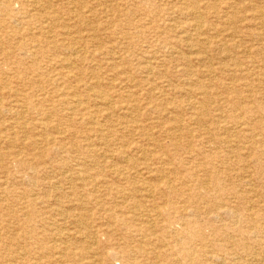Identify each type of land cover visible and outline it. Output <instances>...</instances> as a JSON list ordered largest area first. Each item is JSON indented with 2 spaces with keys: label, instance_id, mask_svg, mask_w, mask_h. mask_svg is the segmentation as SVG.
<instances>
[{
  "label": "rangeland",
  "instance_id": "1",
  "mask_svg": "<svg viewBox=\"0 0 264 264\" xmlns=\"http://www.w3.org/2000/svg\"><path fill=\"white\" fill-rule=\"evenodd\" d=\"M37 1L38 0H30V1L29 0H8V1L0 0V70H1L0 72V94H1L0 95V108H1L0 109V126H1L0 128V164H2V166H0V233H1L0 234V244L2 243L3 245L8 247L6 250H2L0 252V264H32V262L33 264H38V263L39 264H47V263L48 264H78V263L79 264H156V263L157 264H234V263L235 264H242V263L243 264H264V250H263L264 249V189H263L264 188V157H263L264 156V143H263L264 142V109H263L264 108V93H263L264 92V47H263L264 44H262L264 43V38H263L264 37V30H263L264 29V17H263L264 13L262 12L264 11V2H262L263 0H203V1L196 0L197 2L195 0H185L184 2L183 0L182 1L181 0H159V1L158 0H124V1L123 0L122 1L121 0H92V1L90 0H39L38 2ZM232 2L234 3L232 4ZM33 3L34 5H32ZM241 3L243 4L242 6H241ZM250 3H251V6H250ZM24 5H27L30 8H26L27 6H24ZM155 5H156V8H155ZM194 5L196 8L195 7L193 8ZM212 5H214V7L216 6L214 8L216 10L215 12H214V9L211 8ZM36 6L38 7L36 8ZM179 6L182 9H180ZM188 6H190V8ZM202 6L203 7L208 6V7L204 8L203 10ZM197 7L199 8L198 10H200L201 12L197 10ZM227 7H229V10ZM236 7L238 9H235ZM262 7L263 9H260ZM54 9H56L55 12H54ZM207 9H208V12H207ZM223 9L226 11H224ZM255 10H257V12L259 13H257ZM23 12L25 14H23ZM194 12L196 15L194 14ZM203 12L205 14L202 15ZM49 13L50 15H48ZM164 13L166 14L164 15ZM215 13L217 15L219 14L218 16L220 18H218V16ZM221 13H225V14H221ZM33 15L35 16L32 17ZM198 15L200 18L198 17ZM196 17H197V22L195 19ZM232 17L233 18L237 17L235 18L237 21L233 19ZM25 18L27 19L28 22L26 21ZM215 18H218V19L215 20ZM39 19L43 21L40 22ZM77 20L79 21L77 22ZM94 20L96 21V23H93L92 25L96 28H94L91 25L92 22H95ZM199 20L202 22H199ZM233 20L235 23H233ZM252 20L254 21L256 20L257 25H255L256 22L254 21L252 22ZM220 21L224 25L221 26L222 23ZM229 22H232V23L230 24ZM259 22L261 24H258ZM29 23L31 24L29 28H31L32 30H30L27 27L28 25H30ZM66 23H67V26L65 25ZM35 24L37 25L34 28ZM199 24L200 25L202 24V25L199 26ZM228 24H230L231 26L233 25V26L231 27ZM39 25H40V29H39ZM60 25L62 26L60 27ZM70 27L71 28L75 27V28L72 30ZM152 28H153V31H152ZM249 28H251L252 30H250ZM256 28L259 30H257ZM165 29L167 30V32ZM198 29L199 31H197ZM212 29L214 31H212ZM226 29H229V30H226ZM148 30L149 31L151 30V31L149 32ZM191 30L192 31L195 30V31L192 32ZM223 31L225 33H223ZM226 31L229 33H227ZM108 32H110L113 35H111ZM135 32H136V35H135ZM168 33L170 34V37L168 36L169 35ZM230 33H233L235 36L230 35ZM11 34L15 38L11 37ZM43 34H45L46 37ZM153 34H155L156 36ZM201 34L204 36H202ZM206 34H208L209 36H207ZM152 35L154 37H151ZM171 35L172 36L174 35L173 36L174 38H172ZM188 35H190V37ZM253 35H255V38ZM24 36H27V37H24ZM34 36L36 37V39ZM138 36H140L141 38H139ZM226 36H228V38ZM261 36L263 37L261 38ZM84 37H87V39ZM110 37H113V38H110ZM256 37L257 38L259 37V40L261 41L259 42V40H257ZM108 38H109V41H108ZM154 38L157 40H155ZM245 38L246 40H244ZM172 39H175V40H172ZM165 40L169 45H167ZM224 40L226 42L228 41L229 42L226 43ZM26 41L28 42V44ZM70 41L72 42L73 45H76L75 48L73 45H71ZM75 41L77 43H75ZM91 41L94 44L91 43ZM254 41L258 42L259 44L258 43L256 44ZM105 42H106V46L104 45ZM64 43L66 44V46ZM68 43H70L69 44L70 46H68ZM141 43H143L144 45L146 44L147 45L144 46ZM205 43H208V44H205ZM60 44L61 45L63 44V46L61 47ZM247 44H248V47H247ZM79 45L81 46V48ZM223 45L224 47L220 48ZM230 45L231 46L233 45L234 47L232 46L233 47L232 48ZM50 46L52 47V49H50L51 48ZM242 46L243 47L245 46L246 47L245 49H247L248 51L245 50L246 51L245 52ZM59 47L61 48V50L59 49ZM161 47H162V50L160 49ZM47 48L49 49L47 50ZM120 48L123 51L120 50ZM75 49L78 50L79 53L75 51ZM186 49L188 50L192 49V52L189 51L188 53V50L186 51ZM222 49L224 50V52H222L223 51ZM232 49L233 51H231ZM234 49H235V52H234ZM16 50H18L19 54ZM19 50H21V52L23 51L24 52L21 53ZM52 50H53V53H51ZM90 50H92L93 52H91ZM179 50L180 52L178 53ZM99 51L102 52V54ZM260 51H262L263 54L260 53ZM194 52L195 53L197 52V53L195 54ZM238 52H240V54ZM150 53H151V56H149ZM164 53L166 55H163ZM70 54L72 55V57ZM217 54L221 56L218 57ZM30 55L31 57H28ZM79 55H80V58H78ZM118 55L121 60L118 58ZM201 55H203V57ZM215 55L217 56L216 59L218 58L217 60L214 58ZM225 55L228 61L224 59ZM258 55L259 57H257ZM132 56L136 59H134ZM127 57H129L130 60L129 58L127 59ZM180 57H181V60L183 59L182 61H180L179 59ZM205 57L208 58L209 60L207 59L208 61H206ZM22 59H25V61ZM199 59L201 62L199 61ZM233 59L236 62H233ZM113 60L115 61L113 62ZM138 60L141 61L142 63L139 62ZM230 60L232 61V63H230L231 65H229L228 63V62H231ZM174 61L176 64L174 63ZM169 62L173 63L174 66L173 64ZM222 62H224L223 63L224 65L222 64ZM13 63L15 64L13 65ZM57 63L58 64L60 63V64L58 65ZM180 63L183 65H181ZM218 63L221 64V66L220 65L218 66ZM239 63H243L242 66H239L238 65ZM65 64L66 65L68 64L66 66L67 68L63 67ZM157 65H158V68H160L159 71L158 69H156ZM184 65L188 69H186ZM198 65H200V67ZM202 65H204L205 68ZM164 66L166 68H164ZM32 68L33 70H31ZM169 68L172 69V71ZM48 69L50 70L48 71ZM164 69H167L168 71L166 70V73L162 74L163 72H165ZM198 69L200 71H198ZM239 69H241V72ZM61 70H63L64 72ZM186 70H187L186 74L188 77L185 75V73H184V76L181 74L182 71L185 72ZM18 71L20 75L18 74ZM33 71L35 73H33ZM132 71L134 72V74ZM246 71L248 73H245ZM171 72L173 73L171 74ZM188 72H190V74ZM208 72H213V73H208ZM231 72H233V74ZM86 73H88L91 76V78ZM228 73H230L231 76L226 75ZM160 74H162L163 76ZM192 74L193 75L195 74V75L193 76ZM201 74H204V75H201ZM36 75L39 77H37ZM155 75H158V76H155ZM106 76L108 77L106 78ZM154 76L158 79V81L157 79H155ZM201 76H203V78L206 76L204 78L205 80ZM72 77L74 79V83H73V79H71ZM158 77L162 79H159ZM164 77H166L167 79L166 78L164 79ZM140 78L143 79V81ZM240 78L242 79L240 80ZM249 78H251L252 80ZM90 79L92 80L91 82H90ZM183 79H185L184 82H183ZM49 80L50 82L48 83ZM65 80L68 83H66ZM159 80L160 81L163 80L164 82L163 81L160 82ZM41 81L45 83H40ZM189 81L190 83L191 82L192 83L190 84ZM19 82L21 83V85ZM61 82L63 85L60 84ZM172 83H173V86H172ZM194 83L196 87L194 86ZM143 84H146V85H143ZM56 85H58L59 87ZM64 85L67 86V88L65 86L66 89L64 88ZM130 85H131V88H129ZM153 85H154V88H153ZM239 85L241 88L239 87ZM78 86L80 88L82 87L81 88L82 90L81 89L79 90ZM174 86H178V88ZM105 87H107L108 89ZM146 88L148 89L146 90ZM37 89L40 92H38ZM223 89L224 91H221ZM62 90H64V92ZM214 90L217 93L212 92ZM53 91L57 93L56 94L57 96L55 95V93H53ZM119 91L121 93L123 92L122 95ZM36 92L38 93L36 94ZM75 92H77V94H75ZM89 94L90 96L94 95V97L92 96L93 99L92 97L90 99ZM87 95L89 97H87ZM104 95H107L108 99L106 97H103ZM218 95L220 96L218 97ZM255 95L256 97H254ZM153 96H155L156 98L154 97L153 99ZM164 96L166 99L162 98ZM167 96H169L170 98L172 97V99L168 98ZM5 97H6V100H5ZM232 97L237 98V101L236 99H232ZM83 98L85 101L83 100ZM245 98L247 100H245ZM256 98H257V102H256ZM129 99L132 101H130ZM158 99H162V100L159 101ZM219 99L222 101H220ZM42 100L43 102L41 103ZM165 100H167V102ZM215 100L218 103H216ZM231 100L235 104L234 103L231 104L230 103ZM239 100L242 102H240ZM33 101L35 102V104L36 103L37 104L35 105ZM153 101H155V103ZM178 101L180 104L178 103ZM206 101L211 107H207V109L209 108L208 112H205L207 116L200 115V117L202 118V121L205 124L203 127H200L199 125H196V117L198 118L197 112L199 110V107L202 106ZM54 102L55 104L58 102L57 104L59 105L61 104V105L60 106L57 105V108H56ZM64 102H66L65 105H64ZM77 102H80V104L78 105ZM192 102L195 103V104L193 103V105L197 107V110L194 109L192 105L190 107V104H192ZM245 102H247L248 104ZM215 103L217 105H215ZM110 104H112L113 107L112 105L110 106ZM174 105L176 106V108L170 109L171 107H175ZM7 106L8 108H5ZM244 106H247L250 108L251 106L254 107L253 108L254 110H252L250 115H246L244 109H242V107ZM72 107H74V109ZM228 107L229 109H227ZM260 108L261 110H259ZM82 109H84V111ZM154 109H156V111ZM231 109L233 111H231ZM20 110L22 112L21 114L19 113ZM43 110H45V112ZM164 111L166 112V114ZM43 112L45 113V115L43 114ZM61 112H62V115H61ZM232 112L233 113L235 112L233 114L234 118H231V116H233ZM49 113H50V116H49ZM103 114H107V115H103ZM43 115L45 116L46 119L44 117H41ZM72 115L74 116V118ZM145 115L147 117L143 118V116ZM128 116H131L132 118ZM107 117H109L110 119L111 118L113 119L109 120V118ZM76 118H77V121H76ZM120 118L121 120H118ZM133 118L135 119V121ZM137 120H139L138 123L136 122ZM177 120L181 122L180 123L181 127H179L181 128V131L177 132L178 133L177 137H179L178 139L181 141L180 144L183 147H178L174 150H171L168 156L166 154H161L159 150L157 149V147H159L160 145L164 146V144H165V147H168L171 144L172 138L168 135V133L166 132L167 131L166 129H167V126L169 125L170 127H172L173 124H175L173 122H177ZM262 120H263V123H262ZM214 121L216 122L219 121L217 123L218 128L217 126L214 125ZM220 121L222 123H220ZM21 122L22 124H20ZM76 123H79L77 124V126L80 125L81 128L80 126L79 127L75 126ZM98 123L101 125H99ZM14 124H17V125H14ZM111 124H113L114 126ZM119 124H121L123 127L119 128V126H121ZM135 125H137L138 127H135ZM236 125H237V128H236ZM66 126H68L69 128ZM116 126L118 129L116 128ZM148 126L150 127L147 128ZM154 126H157V127L155 128ZM212 126H213L212 128L213 130L211 129ZM114 127L116 128L117 131L114 130ZM223 127L224 128L226 127V128L224 129ZM227 127L229 128V130ZM54 128L55 130H53ZM59 128L62 132L59 130ZM123 128H125V130H122L123 131L122 132L121 129ZM127 128L128 129L130 128V130H133L134 132L129 131ZM139 130H140V133L138 132ZM97 131L99 132V135ZM126 131L127 132L129 131V132L127 133ZM30 132H32V134ZM117 132H119V134L121 133L120 134L121 136ZM73 133L75 135H73ZM7 134H10V135H7ZM156 134L159 136H157ZM161 135H163L164 138L161 137ZM40 136L43 139H47V141L45 142ZM59 136L61 137V139ZM104 136L108 138H106V140H102ZM228 136H230V138H228ZM8 137L9 138L11 137L10 140L8 139ZM84 137L87 140L84 139ZM215 139H217V141ZM220 139L224 141L222 142ZM50 140L52 141L50 142ZM112 142L114 143L113 146L111 145ZM120 142L123 144H121ZM130 142H131L130 146H132V149H129L128 151H126L128 149ZM217 142L220 144H217ZM224 142L225 144L223 145ZM216 144L218 146H216ZM232 144H234L235 146ZM105 145L107 147H105ZM121 145L124 146L125 148L122 147ZM229 145H232V146H230L229 148ZM137 146L139 148H137ZM184 146H187V147L185 148ZM234 147H236V149ZM133 148H135V150ZM136 149L138 150L137 151L138 154L136 153ZM130 150L131 152H129ZM143 151H144V155L142 153ZM121 152L125 153L124 157L122 158L121 156H119ZM131 153L132 154L134 153V154L132 155ZM158 153L161 155H158ZM251 153L252 155H250ZM51 154L52 156H50ZM223 154L225 156H223ZM221 155L223 157H221ZM158 156L162 159L160 160L161 162L157 159H154L155 157H158ZM171 156H173V158ZM216 156L218 159L216 158ZM255 158L256 159L260 158L259 160L257 159L259 163L257 162L255 163ZM18 160H20V162ZM230 162L236 163L237 166L235 164L233 166V164H231ZM229 163H230V166H229ZM230 168L232 170H230ZM152 169H155V170H152ZM232 171H234L235 173ZM148 172H149V175H147ZM143 173L145 174L143 175ZM212 175L215 177H213ZM234 175H237V177ZM229 176L230 178L232 177V179H230ZM247 176H249L250 178ZM233 178L236 180H234ZM65 181L67 183H65ZM93 181H96V183H93ZM165 186L166 187L168 186V187L166 188ZM193 187H196V188H193ZM56 188H59V189H56ZM237 189H238V193H237ZM160 191H161V194H159ZM244 191L246 192L245 195H244ZM165 192L167 194H165ZM238 198H240V200ZM18 199L20 200L18 201ZM45 199H46V202H44ZM172 199L177 202V206H179L182 211L178 213L179 211L177 210H173V211L171 210V213L174 214L173 217L175 218V220L172 219L174 222L172 223L170 228H168V230L170 231L168 235L165 232H160V231L161 229L167 228V226L169 225V221H167V219H164L161 215L158 216L155 210H156V206L157 207L159 206L158 208H161V209H164V207L165 209H169V204L167 203V200H172ZM11 201H13V203ZM225 201H227V203ZM148 205L150 206L148 207ZM170 206L172 207L171 204ZM32 208H34L35 210ZM123 208H128L130 210L128 209L123 210ZM28 209L29 211H27ZM133 213L134 214L136 213L137 215L136 214L135 215L137 217H134ZM125 217L128 219L127 225H124L123 223V219ZM147 222L151 223L149 225L153 224L152 230L157 231L155 240L154 239L153 241L150 240V243L146 242V239L144 236L143 228L148 224ZM128 226L130 227L129 229H128ZM24 234L25 235L27 234V236L25 237ZM204 236L205 237L207 236V237L204 238ZM187 237L188 238L190 237V238L187 239ZM62 238L63 240H61ZM138 245H143L145 247L146 249L145 254L138 255L137 253L134 254L130 252V254L127 255L124 251L125 257L123 256L122 254L123 248H125L126 250L132 251V250H135ZM10 249L12 252L10 251ZM211 251L213 252V254ZM78 252L79 254H77ZM226 257L227 258L229 257V258L227 259ZM87 259H89V261ZM130 259H131V262H130ZM11 261H13V263Z\"/></svg>",
  "mask_w": 264,
  "mask_h": 264
},
{
  "label": "bare ground",
  "instance_id": "2",
  "mask_svg": "<svg viewBox=\"0 0 264 264\" xmlns=\"http://www.w3.org/2000/svg\"><path fill=\"white\" fill-rule=\"evenodd\" d=\"M7 1H8V0H7ZM29 1H30V0H29ZM38 1H39V0H38ZM38 1H37V2H38ZM90 1H92V0H90ZM121 1H122V0H121ZM123 1H124V0H123ZM158 1H159V0H158ZM181 1H182V0H181ZM184 1H185V0H183V2H184ZM195 1H196V0H195ZM200 1H201V0H200ZM202 1H203V0H202ZM74 2H75V1H74ZM163 2H164V1H163ZM196 2H197V1H196ZM227 2H229V1H227ZM250 2H251V1H250ZM262 2H264V0H263ZM7 3H8V2H7ZM41 3H42V2H41ZM81 3H83V2H81ZM122 3H123V2H122ZM188 3H189V1H188ZM191 3H192V2H191ZM233 3H234V2H232V4H233ZM242 3H244V2H242ZM242 3H241V6L243 5ZM248 3H249V2H248ZM15 4H16V3H15ZM24 4H25V2H24ZM47 4H48V3H47ZM71 4H73V3H71ZM84 4H85V2H84ZM126 4H127V3H126ZM157 4H158V3H157ZM181 4H182V3H181ZM196 4H197V3H196ZM216 4H217V3H216ZM32 5H34V3H33ZM39 5H40V4H39ZM82 5H83V4H82ZM112 5H113V4H112ZM122 5H123V4H122ZM173 5H174V4H173ZM176 5H177V4H176ZM190 5H191V4H190ZM237 5H238V4H237ZM255 5H256V4H255ZM259 5H260V4H259ZM24 6H27V5H24ZM30 6H31V5H30ZM49 6H50V5H49ZM53 6H54V5H53ZM125 6H126V5H125ZM182 6H183V5H182ZM186 6H187V4H186ZM196 6H198V5H196ZM228 6H229V5H228ZM231 6H232V5H231ZM231 6H230V8H231ZM235 6H236V5H235ZM235 6H234V7H235ZM239 6H240V5H239ZM250 6H251V3H250ZM261 6H263V5H261ZM34 7H35V6H34ZM37 7H38V6H36V8H37ZM85 7H86V6H85ZM106 7H107V6H106ZM112 7H113V6H112ZM120 7H121V6H120ZM152 7H153V6H152ZM157 7H158V6H157ZM167 7H168V5H167ZM169 7H170V6H169ZM171 7H172V6H171ZM179 7H180V6H179ZM188 7L190 8V6H188ZM188 7H187V9H188ZM194 7H195V5L193 6V8H194ZM207 7H208V6H207ZM207 7H203V6H202L203 10H204V8H207ZM215 7H216V6H215ZM215 7H214V5H212L211 8L214 9ZM225 7H226V6H225ZM247 7H249V6H247ZM247 7H246V8H247ZM253 7H255V6H253ZM259 7H260V6H259ZM26 8H30V7L27 6ZM45 8H47V7H45ZM49 8H50V7H49ZM53 8H55V7H53ZM155 8H156V5H155ZM174 8H176V7H174ZM177 8H178V7H177ZM191 8H192V7H191ZM195 8H196V7H195ZM227 8H228V10H229V7H227ZM232 8H233V7H232ZM241 8H242V7H241ZM243 8H244V7H243ZM257 8H258V7H257ZM97 9H98V8H97ZM108 9H109V7H108ZM152 9H153V8H152ZM180 9H182V8L180 7ZM180 9H179V10H180ZM198 9H199V8L197 7V10H198ZM209 9H210V7H209ZM217 9H218V8H217ZM235 9H238V8L236 7ZM235 9H234V10H235ZM248 9H249V8H248ZM248 9H247V10H248ZM255 9H256V8H255ZM258 9H259V8H258ZM260 9H263V7L260 8ZM40 10H42V9H40ZM47 10H48V9H47ZM73 10H74V9H73ZM85 10H86V9H85ZM169 10H170V9H169ZM171 10H172V9H171ZM193 10H194V9H193ZM195 10H196V9H195ZM197 10H196V11H197ZM220 10H221V9H220ZM223 10H224V9H223ZM228 10H227V11H228ZM234 10H233V11H234ZM23 11H24V10H23ZM45 11H46V10H45ZM55 11H56V9H54V12H55ZM104 11H105V10H104ZM158 11H159V10H158ZM198 11L201 12L200 10H198ZM210 11H211V10H210ZM215 11H216V10L214 9V12H215ZM221 11H222V10H221ZM224 11H226V10H224ZM243 11H244V10H243ZM249 11H250V10H249ZM249 11H248V12H249ZM255 11L257 12V10H255ZM259 11H260V10H259ZM172 12H173V11H172ZM187 12H188V11H187ZM207 12H208V9H207ZM214 12H213V13H214ZM231 12H232V11H231ZM231 12H230V13H231ZM245 12H246V10H245ZM251 12H252V11H251ZM262 12L264 13V11H262ZM262 12H261V13H262ZM43 13H44V12H43ZM52 13H53V12H52ZM59 13H60V12H59ZM87 13H88V12H87ZM114 13H116V12H114ZM177 13H178V12H177ZM196 13H197V12H196ZM218 13H219V12H218ZM257 13H259V12H257ZM8 14H9V13H8ZM21 14H22V13H21ZM23 14H25V13L23 12ZM35 14H36V13H35ZM39 14H40V13H39ZM109 14H110V12H109ZM128 14H130V13H128ZM156 14H157V13H156ZM156 14H155V15H156ZM165 14H166V13H164V15H165ZM194 14H195V12H194ZM203 14H205V13L203 12L202 15H203ZM209 14H210V13H209ZM215 14H216V13H215ZM221 14H225V13H221ZM226 14H227V13H226ZM27 15H28V14H27ZM27 15H26V16H27ZM48 15H50V13H49ZM51 15H52V14H51ZM141 15H142V14H141ZM149 15H150V14H149ZM162 15H163V14H162ZM178 15H179V14H178ZM184 15H185V14H184ZM190 15H191V14H190ZM192 15H193V14H192ZM195 15H196V14H195ZM199 15H200V14H199ZM199 15H198V17H199ZM216 15H217V14H216ZM218 15H219V14H218ZM218 15H217V16H218ZM251 15H253V14H251ZM254 15H255V14H254ZM260 15H261V14H260ZM19 16H20V15H19ZM34 16H35V15H33L32 17H34ZM78 16H79V15H78ZM91 16H93V15H91ZM168 16H169V15H168ZM176 16H177V15H176ZM220 16H221V15H220ZM257 16H258V14H257ZM5 17H6V16H5ZM43 17H44V16H43ZM126 17H127V16H126ZM162 17H163V16H162ZM202 17H203V16H202ZM228 17H229V16H228ZM251 17H252V16H251ZM255 17H256V16H255ZM263 17H264V16H263ZM9 18H10V17H9ZM36 18H37V17H36ZM40 18H41V17H40ZM86 18H87V17H86ZM116 18H117V16H116ZM147 18H148V16H147ZM166 18H167V17H166ZM166 18H165V19H166ZM175 18H177V17H175ZM183 18H184V17H183ZM199 18H200V17H199ZM204 18H206V17H204ZM218 18H220V17L218 16ZM218 18H215V20L218 19ZM226 18H227V17H226ZM232 18H233V17H232ZM235 18H237V17H235ZM235 18H233V19H235ZM253 18H254V16H253ZM21 19H22V18H21ZM23 19H24V18H23ZM25 19H26V18H25ZM49 19H50V18H49ZM54 19H56V18H54ZM78 19H79V17H78ZM81 19H82V18H81ZM84 19H85V18H84ZM184 19H185V18H184ZM195 19H196V22H197V17H196ZM221 19H222V18H221ZM223 19H224V18H223ZM229 19H230V18H229ZM250 19H251V18H250ZM256 19H257V18H256ZM259 19H260V17H259ZM39 20H40V19H39ZM92 20H93V19H92ZM130 20H131V19H130ZM166 20H167V19H166ZM168 20H169V19H168ZM192 20H193V19H192ZM235 20H236V19H235ZM12 21H13V20H12ZM26 21H27V19H26ZM33 21H34V20H33ZM42 21H43V20H42ZM42 21L40 20V22H42ZM44 21H45V20H44ZM53 21H55V20H53ZM78 21H79V20H77V22H78ZM88 21H89V20H88ZM94 21H95V20H94ZM122 21H123V20H122ZM157 21H158V20H157ZM162 21H163V20H162ZM177 21H178V19H177ZM206 21H207V20H206ZM217 21H218V20H217ZM224 21H225V20H224ZM228 21H229V20H228ZM236 21H237V20H236ZM250 21H251V20H250ZM253 21H254V20H252V22H253ZM9 22H10V21H9ZM13 22H14V21H13ZM16 22H17V21H16ZM27 22H28V21H27ZM84 22H85V21H84ZM166 22H167V21H166ZM174 22H176V21H174ZM180 22H181V21H180ZM185 22H186V21H185ZM192 22H194V21H192ZM199 22H202V21L199 20ZM199 22H198V23H199ZM220 22H221V21H220ZM254 22H256V20H255ZM262 22H263V21H262ZM35 23H36V22H35ZM93 23H96V21H95V22H92L91 25H92ZM101 23H103V22H101ZM127 23H128V22H127ZM131 23H132V21H131ZM135 23H136V22H135ZM157 23H158V22H157ZM183 23H184V22H183ZM221 23H222V22H221ZM229 23L231 24L232 22H229ZM233 23H235L234 20H233ZM26 24H27V23H26ZM29 24H30V23H29ZM33 24H34V23H33ZM39 24H40V23H39ZM41 24H42V23H41ZM43 24H44V22H43ZM143 24H144V23H143ZM175 24H176V23H175ZM202 24H203V23H202ZM202 24H201V25H202ZM217 24H218V23H217ZM219 24H220V23H219ZM230 24H228V25L231 26ZM254 24H255V23H254ZM258 24H261V23L259 22ZM3 25H4V24H3ZM13 25H14V24H13ZM36 25H37V24H35L34 28L36 27ZM49 25H50V24H49ZM49 25H48V27H49ZM65 25L67 26V23H66ZM74 25H75V23H74ZM81 25H82V24H81ZM81 25H79V26H81ZM88 25H89V24H88ZM88 25H87V26H88ZM98 25H99V24H98ZM144 25H145V24H144ZM165 25H166V24H165ZM178 25H180V24H178ZM178 25H177V26H178ZM201 25L199 24V26H201ZM203 25H204V24H203ZM222 25H224V24L222 23L221 26H222ZM252 25H253V24H252ZM255 25H257V22H256ZM8 26H9V24H8ZM29 26H31V24L28 25L27 27L29 28ZM61 26H62V25H60V27H61ZM71 26H72V25H71ZM92 26H93V25H92ZM139 26H141V25H139ZM155 26H156V25H155ZM161 26H162V25H161ZM168 26H169V24H168ZM170 26H171V25H170ZM232 26H233V25H232ZM232 26H231V27H232ZM235 26H236V25H235ZM10 27H11V26H10ZM41 27H43V26H41ZM46 27H47V26H46ZM46 27H45V28H46ZM58 27H59V25H58ZM84 27H85V25H84ZM84 27H82V28H84ZM88 27H89V26H88ZM93 27H94V26H93ZM105 27H106V26H105ZM137 27H138V26H137ZM162 27H163V26H162ZM165 27H166V26H165ZM165 27H164V28H165ZM171 27H172V26H171ZM173 27H174V26H173ZM178 27H179V26H178ZM187 27H188V26H187ZM216 27H218V26H216ZM255 27H256V26H255ZM6 28H7V27H6ZM45 28H44V29H45ZM70 28H71V27H70ZM74 28H75V27H74ZM74 28H71V29L73 30ZM89 28H90V27H89ZM94 28H96V27H94ZM122 28H123V27H122ZM135 28H136V27H135ZM154 28H155V27H154ZM157 28H158V26H157ZM164 28H163V29H164ZM175 28H176V27H175ZM193 28H194V27H193ZM199 28H200V27H199ZM206 28H207V27H206ZM208 28H210V27H208ZM224 28H226V27H224ZM228 28H229V27H228ZM259 28H260V27H259ZM262 28H263V27H262ZM3 29H4V27H3ZM9 29H11V28H9ZM19 29H20V28H19ZM29 29L32 30L31 28H29ZM37 29H38V28H37ZM39 29H40V25H39ZM42 29H43V28H42ZM46 29H47V28H46ZM80 29H81V27H80ZM87 29H88V28H87ZM91 29H92V28H91ZM102 29H103V28H102ZM106 29H107V28H106ZM155 29H156V28H155ZM160 29H161V28H160ZM172 29H173V28H172ZM188 29H189V28H188ZM188 29H187V30H188ZM194 29H195V28H194ZM201 29H202V27H201ZM230 29H232V28H230ZM233 29H234V28H233ZM237 29H238V28H237ZM239 29H240V28H239ZM249 29L252 30L251 28H249ZM254 29H255V28H254ZM254 29H253V30H254ZM256 29H257V28H256ZM260 29H261V28H260ZM7 30H8V29H7ZM21 30H22V28H21ZM35 30H36V29H35ZM51 30H52V29H51ZM82 30H83V29H82ZM82 30H80V31H82ZM100 30H101V29H100ZM165 30H166V29H165ZM165 30H164V31H165ZM182 30H183V29H182ZM207 30H208V29H207ZM209 30H210V29H209ZM222 30H223V29H222ZM224 30H225V29H224ZM226 30H229V29H226ZM235 30H236V29H235ZM257 30H259V29H257ZM263 30H264V29H263ZM263 30H262V31H263ZM19 31H20V30H19ZM33 31H34V30H33ZM48 31H50V30H48ZM76 31H77V29H76ZM115 31H116V30H115ZM143 31H144V30H143ZM148 31H149V30H148ZM148 31H147V32H148ZM150 31H151V30H150ZM150 31H149V32H150ZM152 31H153V28H152ZM191 31H192V30H191ZM191 31H190V32H191ZM194 31H195V30H193L192 32H194ZM197 31H199V29H198ZM204 31H205V30H204ZM210 31H211V30H210ZM212 31H214V30L212 29ZM215 31H216V30H215ZM219 31H220V30H219ZM245 31H246V30H245ZM245 31H244V32H245ZM30 32H31V31H30ZM91 32H92V31H91ZM94 32H96V31H94ZM100 32H101V31H100ZM100 32H99V33H100ZM102 32H103V31H102ZM156 32H157V31H156ZM162 32H163V31H162ZM166 32H167V30H166ZM166 32H165V33H166ZM174 32H175V31H174ZM190 32H189V33H190ZM226 32H227V31H226ZM232 32H233V31H232ZM246 32H247V31H246ZM20 33H21V32H20ZM42 33H43V32H42ZM75 33H76V32H75ZM92 33H93V32H92ZM108 33H110V32H108ZM152 33H153V32H152ZM179 33H180V32H179ZM179 33H177V34H179ZM189 33H188V34H189ZM196 33H198V32H196ZM207 33H208V32H207ZM214 33H216V32H214ZM223 33H225V32L223 31ZM227 33H229V32H227ZM247 33H248V32H247ZM260 33H261V32H260ZM260 33H258V34H260ZM16 34H17V33H16ZM25 34H26V33H25ZM25 34H24V35H25ZM27 34H28V33H27ZM66 34H67V33H66ZM71 34H72V33H71ZM73 34H74V33H73ZM83 34H84V33H83ZM85 34H87V33H85ZM110 34H111V33H110ZM156 34H157V33H156ZM162 34H163V33H162ZM168 34H169V33H168ZM183 34H184V33H183ZM239 34H240V33H239ZM245 34H246V33H245ZM28 35H29V34H28ZM31 35H32V34H31ZM43 35L45 36V34H43ZM50 35H51V34H50ZM94 35H95V34H94ZM111 35H113V34H111ZM135 35H136V32H135ZM153 35H155V34H153ZM153 35H152L151 37H154ZM180 35H181V34H180ZM201 35H202V34H201ZM206 35L209 36L208 34H206ZM214 35H215V34H214ZM217 35H218V34H217ZM230 35H234V34H233V33H230ZM230 35H229V36H230ZM261 35H263V34H261ZM29 36H30V35H29ZM81 36H82V34H81ZM85 36H86V35H85ZM102 36H103V35H102ZM117 36H118V35H117ZM155 36H156V35H155ZM166 36H167V34H166ZM168 36L170 37V34H169ZM171 36H172V35H171ZM173 36H174V35H173ZM173 36H172V38H174ZM182 36H183V35H182ZM188 36L190 37V35H188ZM191 36H192V34H191ZM202 36H204V35H202ZM221 36H222V35H221ZM234 36H235V35H234ZM253 36H254V38H255V35H253ZM11 37H14V36H12V34H11ZM17 37H18V36H17ZM24 37H27V36H24ZM34 37H35V36H34ZM45 37H46V36H45ZM68 37H69V36H68ZM95 37H96V36H95ZM115 37H116V36H115ZM138 37L141 38L140 36H138ZM145 37H146V36H145ZM158 37H159V36H158ZM195 37H196V36H195ZM197 37H198V36H197ZM215 37H217V36H215ZM219 37H220V36H219ZM222 37H223V36H222ZM226 37L228 38V36H226ZM231 37H232V36H231ZM241 37H242V36H241ZM259 37H260V36H259ZM259 37H258V38L256 37L257 40H259ZM262 37H263V36H261V38H262ZM14 38H15V37H14ZM71 38H72V37H71ZM76 38H77V37H76ZM76 38H75V39H76ZM84 38L87 39V37H84ZM91 38H92V37H91ZM101 38H102V37H101ZM105 38H106V36H105ZM110 38H113V37H110ZM148 38H149V37H148ZM161 38H162V37H161ZM182 38H183V37H182ZM186 38H188V37H186ZM199 38H200V37H199ZM238 38H239V37H238ZM263 38H264V37H263ZM35 39H36V37H35ZM44 39H45V38H44ZM47 39H48V37H47ZM50 39H51V38H50ZM50 39H49V40H50ZM72 39H73V38H72ZM81 39H82V38H81ZM88 39H89V38H88ZM93 39H94V38H93ZM93 39H92V40H93ZM102 39H103V38H102ZM102 39H101V40H102ZM143 39H144V38H143ZM154 39H155V38H154ZM168 39H169V38H168ZM180 39H181V38H180ZM192 39H193V38H192ZM205 39H207V38H205ZM205 39H204V40H205ZM216 39H217V38H216ZM224 39H225V38H224ZM229 39H230V38H229ZM241 39H242V38H241ZM26 40H27V39H26ZM69 40H70V39H69ZM77 40H79V39H77ZM90 40H91V39H90ZM152 40H153V38H152ZM152 40H151V41H152ZM155 40H157V39H155ZM163 40H164V39H163ZM172 40H175V39H172ZM193 40H194V39H193ZM234 40H235V39H234ZM244 40H246V38H245ZM247 40H248V39H247ZM254 40H255V39H254ZM22 41H23V39H22ZM105 41H106V40H105ZM108 41H109V38H108ZM145 41H146V40H145ZM145 41H144V42H145ZM158 41H159V40H158ZM183 41H184V40H183ZM186 41H187V40H186ZM195 41H196V40H195ZM202 41H203V40H202ZM224 41H225V40H224ZM224 41H223V42H224ZM249 41H251V40H249ZM255 41H256V40H255ZM255 41H254V42H255ZM260 41H261V40H259V42H260ZM26 42H27V41H26ZM29 42H30V41H29ZM33 42H35V41H33ZM40 42H41V41H40ZM59 42H60V41H59ZM63 42H64V41H63ZM70 42H71V41H70ZM87 42H88V41H87ZM96 42H97V41H96ZM115 42H116V41H115ZM139 42H140V41H139ZM160 42H161V41H160ZM165 42H166V40H165ZM184 42H185V41H184ZM200 42H201V41H200ZM205 42H206V41H205ZM225 42H226V41H225ZM228 42H229V41H228ZM228 42H226V43H228ZM231 42H232V40H231ZM236 42H237V41H236ZM241 42H242V41H241ZM48 43H49V42H48ZM51 43H52V42H51ZM73 43H74V42H73ZM75 43H77V42L75 41ZM75 43H74V44H75ZM91 43H93V42L91 41ZM98 43H99V42H98ZM113 43H114V42H113ZM135 43H136V42H135ZM152 43H153V42H152ZM152 43H150V44H152ZM155 43H156V42H155ZM162 43H163V41H162ZM166 43H167V42H166ZM182 43H183V42H182ZM185 43H186V42H185ZM193 43H194V42H193ZM196 43H197V42H196ZM196 43H195V44H196ZM198 43H199V42H198ZM239 43H240V42H239ZM244 43H245V41H244ZM246 43H247V42H246ZM255 43L257 44L258 42H255ZM12 44H13V43H12ZM27 44H28V42H27ZM41 44H43V43H41ZM64 44H65V43H64ZM69 44H70V43H68V46H70ZM79 44H81V43H79ZM93 44H94V43H93ZM100 44H101V43H100ZM109 44H110V43H109ZM111 44H112V43H111ZM138 44H139V43H138ZM138 44H137V45H138ZM141 44L144 45L143 43H141ZM141 44H140V45H141ZM153 44H154V43H153ZM159 44H160V43H159ZM177 44H179V43H177ZM186 44H187V43H186ZM205 44H208V43H205ZM223 44H224V43H223ZM230 44H231V43H230ZM258 44H259V43H258ZM260 44H261V43H260ZM262 44H264V43H262ZM22 45H23V44H22ZM29 45H30V44H29ZM33 45H34V44H33ZM47 45H48V44H47ZM47 45H46V46H47ZM71 45H73L72 42H71ZM104 45L106 46V42H105ZM146 45H147V44H146ZM146 45H144V46H146ZM167 45H169V44L167 43ZM182 45H183V44H182ZM214 45H215V44H214ZM219 45H220V44H219ZM228 45H229V44H228ZM241 45H242V44H241ZM241 45H239V46H241ZM243 45H245V44H243ZM250 45H251V44H250ZM41 46H42V45H41ZM60 46L62 47L63 44H62V45L60 44ZM65 46H66V44H65ZM65 46H64V47H65ZM73 46H74V48L76 47V45H73ZM79 46H80V45H79ZM79 46H78V47H79ZM93 46H94V45H93ZM127 46H128V45H127ZM130 46H131V45H130ZM195 46H196V45H195ZM198 46H199V45H198ZM198 46H197V47H198ZM230 46H231V45H230ZM232 46H233V45H232ZM232 46H231V47H232ZM252 46H254V45H252ZM252 46H250V47H252ZM261 46H262V45H261ZM34 47H35V46H34ZM37 47H38V46H37ZM43 47H44V46H43ZM48 47H49V46H48ZM50 47H51V46H50ZM78 47H77V48H78ZM87 47H88V46H87ZM90 47H92V46H90ZM98 47H99V46H98ZM98 47H97V48H98ZM100 47H101V45H100ZM128 47H129V46H128ZM138 47H139V46H138ZM140 47H141V46H140ZM151 47H152V45H151ZM151 47H149V48H151ZM176 47H177V46H176ZM182 47H183V46H182ZM199 47H200V46H199ZM199 47H198V48H199ZM205 47H206V45H205ZM219 47H220V46H219ZM223 47H224V45H223L222 47H220V48H223ZM233 47H234V46H233ZM233 47H232V48H233ZM236 47H237V46H236ZM242 47H243V46H242ZM247 47H248V44H247ZM263 47H264V46H263ZM263 47H262V48H263ZM44 48H45V47H44ZM44 48H43V50H44ZM72 48H73V47H72ZM72 48H70V49H72ZM80 48H81V46H80ZM84 48H85V46H84ZM110 48H112V47H110ZM170 48H171V47H170ZM184 48H185V47H184ZM184 48H183V49H184ZM188 48H189V47H188ZM190 48H191V47H190ZM194 48H195V47H194ZM198 48H197V49H198ZM245 48H246V47L244 46V47H243L244 51L247 50V49H245ZM10 49H11V48H10ZM48 49H49V48H47V50H48ZM50 49H52V47H51ZM59 49L61 50L60 47H59ZM64 49H65V48H64ZM67 49H68V48H67ZM91 49H92V48H91ZM95 49H96V47H95ZM95 49H94V50H95ZM116 49H117V48H116ZM138 49H139V48H138ZM138 49H137V50H138ZM141 49H142V48H141ZM160 49L162 50V47H161ZM163 49H165V48H163ZM168 49H169V48H168ZM202 49H203V48H202ZM205 49H206V48H205ZM224 49H225V48H224ZM237 49H238V48H237ZM237 49H236V50H237ZM260 49H261V48H260ZM260 49H259V50H260ZM22 50H23V48H22ZM27 50H28V49H27ZM73 50H74V49H73ZM79 50H80V49H79ZM97 50H98V49H97ZM99 50H100V49H99ZM112 50H113V49H112ZM120 50H122V49L120 48ZM143 50H144V49H143ZM151 50H152V49H151ZM169 50H170V49H169ZM172 50H174V49H172ZM187 50H188V49H186V51H187ZM218 50H219V49H218ZM222 50H223V49H222ZM225 50H226V49H225ZM16 51L18 52V50H16ZM19 51L21 52V50H19ZM75 51L78 52V50H76V49H75ZM90 51L93 52L92 50H90ZM103 51H104V50H103ZM122 51H123V50H122ZM145 51H147V50H145ZM145 51H144V52H145ZM175 51H176V50H175ZM183 51H185V50H183ZM189 51L192 52V49H191V50H188V53H189ZM198 51H199V50H198ZM204 51H205V50H204ZM227 51H228V50H227ZM231 51H233V49H232ZM238 51H239V50H238ZM241 51H242V50H241ZM241 51H240V52H241ZM244 51H243V52H244ZM247 51H248V50H247ZM7 52H8V51H7ZM23 52H24V51H23ZM23 52H21V53H23ZM34 52H35V51H34ZM99 52H100V51H99ZM142 52H143V51H142ZM168 52H169V51H168ZM179 52H180V50L178 51V53H179ZM191 52H190V53H191ZM202 52H203V51H202ZM222 52H224V50H223ZM234 52H235V49H234ZM240 52H238V53L240 54ZM245 52H246V51H245ZM15 53H16V52H15ZM15 53H14V54H15ZM42 53H43V52H42ZM51 53H53V50H52ZM73 53H74V52H73ZM78 53H79V52H78ZM84 53H85V52H84ZM84 53H82V54H84ZM100 53L102 54V52H100ZM108 53H109V52H108ZM126 53H127V52H126ZM130 53H131V52H130ZM132 53H133V52H132ZM154 53H155V52H154ZM162 53H163V52H162ZM170 53H171V52H170ZM194 53H195V52H194ZM196 53H197V52H196ZM196 53H195V54H196ZM199 53H200V52H199ZM212 53H213V52H212ZM218 53H219V51H218ZM228 53H229V52H228ZM228 53H227V54H228ZM260 53L263 54L262 51H260ZM260 53H259V54H260ZM10 54H11V53H10ZM16 54H17V53H16ZM18 54H19V52H18ZM37 54H38V53H37ZM110 54H111V53H110ZM112 54H113V53H112ZM115 54H116V53H115ZM118 54H119V52H118ZM124 54H125V53H124ZM136 54H137V53H136ZM145 54H146V53H145ZM145 54H143V55H145ZM152 54H153V53H152ZM155 54H156V53H155ZM155 54H154V55H155ZM175 54H176V53H175ZM220 54H221V53H220ZM223 54H224V53H223ZM223 54H222V55H223ZM229 54H230V53H229ZM234 54H235V53H234ZM248 54H249V53H248ZM28 55H29V54H28ZM70 55H71V54H70ZM80 55H81V54H80ZM80 55H79L78 58H80ZM133 55H134V54H133ZM163 55H166V54L164 53ZM170 55H172V54H170ZM187 55H188V54H187ZM217 55H218V54H217ZM230 55H231V54H230ZM241 55H242V54H241ZM256 55H257V53H256ZM3 56H4V54H3ZM21 56H22V55H21ZM23 56H24V55H23ZM42 56H43V55H42ZM73 56H75V55H73ZM89 56H90V55H89ZM92 56H93V54H92ZM134 56H135V55H134ZM149 56H151V53H150ZM157 56H158V55H157ZM173 56H174V55H173ZM179 56H180V54H179ZM198 56H199V55H198ZM201 56L203 57V55H201ZM219 56H221V55H218V57H219ZM231 56H232V55H231ZM237 56H238V55H237ZM5 57H6V56H5ZM17 57H18V56H17ZM28 57H31V55L28 56ZM71 57H72V55H71ZM81 57H82V56H81ZM99 57H100V56H99ZM123 57H124V55H123ZM132 57H133V56H132ZM136 57H137V56H136ZM152 57H153V56H152ZM152 57H151V58H152ZM155 57H156V56H155ZM212 57H213V56H212ZM216 57H217V56L215 55L214 58L216 59ZM229 57H230V56H229ZM234 57H235V56H234ZM234 57H233V58H234ZM257 57H259V55H258ZM32 58H33V57H32ZM78 58H77V59H78ZM102 58H103V57H102ZM118 58H119V55H118ZM128 58H129V57H127V59H128ZM133 58H134V57H133ZM133 58H132V59H133ZM159 58H160V57H159ZM184 58H185V56H184ZM186 58H187V57H186ZM188 58H189V57H188ZM205 58H206V57H205ZM230 58H231V57H230ZM25 59H26V58H25ZM25 59H22V60L25 61ZM28 59H29V58H28ZM35 59H36V58H35ZM65 59H66V58H65ZM68 59H69V58H68ZM119 59H120V58H119ZM134 59H136V58H134ZM137 59H138V58H137ZM140 59H141V58H140ZM146 59H147V58H146ZM179 59H180V61L183 60V59L181 60V57H180ZM195 59H196V57H195ZM195 59H194V60H195ZM207 59H208V58H206L205 60L208 61L209 59H208V60H207ZM211 59H212V58H211ZM217 59H218V58H217ZM217 59H216V60H217ZM224 59H226V55H225V58H224ZM228 59H229V58H228ZM244 59H245V58H244ZM56 60H58V59H56ZM109 60H110V59H109ZM115 60H116V59H115ZM115 60H113V62H114ZM120 60H121V59H120ZM129 60H130V58H129ZM160 60H161V59H160ZM205 60H204V61H205ZM213 60H214V59H213ZM226 60H227V59H226ZM226 60H225V61H226ZM24 61H23V62H24ZM35 61H36V60H35ZM60 61H61V60H60ZM62 61H63V59H62ZM138 61H139V60H138ZM178 61H179V60H178ZM196 61H197V60H196ZM196 61H195V62H196ZM199 61H200V59H199ZM227 61H228V60H227ZM230 61H231V60H230ZM237 61H238V60H237ZM53 62H54V61H53ZM53 62H52V63H53ZM111 62H112V61H111ZM139 62H141V61H139ZM143 62H144V61H143ZM176 62H177V61H176ZM200 62H201V61H200ZM233 62H236V61H234V59H233ZM242 62H243V61H242ZM260 62H261V61H260ZM262 62H263V61H262ZM28 63H29V61H28ZM28 63H27V64H28ZM31 63H32V62H31ZM31 63H30V64H31ZM82 63H83V61H82ZM117 63H118V61H117ZM141 63H142V62H141ZM166 63H167V62H166ZM169 63H171V62H169ZM174 63H175V61H174ZM181 63H182V62H181ZM181 63H180V64H181ZM191 63H193V62H191ZM205 63H206V62H205ZM208 63H209V62H208ZM223 63H224V62H222V64H223ZM228 63H229V65H231L230 63H232V61H231V62H228ZM228 63H227V64H228ZM243 63H244V62H243ZM243 63H239L238 65H239V66H242ZM14 64H15V63H13V65H14ZM55 64H56V63H55ZM57 64H58V63H57ZM59 64H60V63H59ZM59 64H58V65H59ZM69 64H70V62H69ZM139 64H140V63H139ZM146 64H147V63H146ZM171 64H173V63H171ZM175 64H176V63H175ZM180 64H179V65H180ZM184 64H185V63H184ZM186 64H187V62H186ZM235 64H236V63H235ZM235 64H234V65H235ZM249 64H250V63H249ZM261 64H262V63H261ZM13 65H12V66H13ZM58 65H57V66H58ZM67 65H68V64H67ZM67 65L65 64L63 67L65 68ZM118 65H119V64H118ZM125 65H126V63H125ZM141 65H142V64H141ZM155 65H156V64H155ZM158 65H159V64H158ZM158 65H157V68H156V69H158V71H159L160 68H158ZM168 65H169V64H168ZM179 65H178V66H179ZM181 65H183V64H181ZM192 65H193V64H192ZM195 65H197V64H195ZM200 65H201V63H200ZM200 65H198V66L200 67ZM205 65H207V64H205ZM209 65H210V64H209ZM219 65L221 66V64L218 63V66H219ZM223 65H224V64H223ZM259 65H260V64H259ZM26 66H27V65H26ZM53 66H54V65H53ZM53 66H52V67H53ZM57 66H56V67H57ZM72 66H73V65H72ZM93 66H94V65H93ZM110 66H111V65H110ZM139 66H140V65H139ZM143 66H144V65H143ZM146 66H147V65H146ZM148 66H149V65H148ZM162 66H163V65H162ZM166 66H167V65H166ZM173 66H174V64H173ZM184 66H185V65H184ZM188 66H189V65H188ZM202 66L204 67V65H202ZM210 66H211V65H210ZM210 66H208V67H210ZM232 66H233V65H232ZM235 66H236V65H235ZM253 66H254V65H253ZM39 67H40V66H39ZM54 67H55V66H54ZM54 67H53V68H54ZM69 67H70V66H69ZM111 67H112V66H111ZM119 67H120V66H119ZM140 67H141V66H140ZM152 67H153V66H152ZM167 67H168V66H167ZM179 67H180V66H179ZM191 67H192V66H191ZM199 67H198V68H199ZM215 67H216V66H215ZM229 67H230V66H229ZM250 67H252V66H250ZM13 68H14V67H13ZM33 68H34V67H33ZM33 68H32L31 70H33ZM48 68H49V67H48ZM57 68H58V67H57ZM66 68H67V67H66ZM71 68H72V67H71ZM87 68H88V67H87ZM87 68H86V69H87ZM98 68H99V67H98ZM113 68H114V67H113ZM116 68H117V67H116ZM121 68H122V67H121ZM143 68H144V67H143ZM148 68H149V67H148ZM153 68H154V67H153ZM164 68H166V67L164 66ZM170 68H172V67H170ZM170 68H169V69H170ZM175 68H176V67H175ZM183 68H184V67H183ZM185 68H186V66H185ZM195 68H196V67H195ZM204 68H205V67H204ZM235 68H236V67H235ZM262 68H263V67H262ZM50 69H51V68H50ZM50 69H48V71H49ZM58 69H59V68H58ZM88 69H89V68H88ZM132 69H133V67H132ZM141 69H142V68H141ZM151 69H152V68H151ZM186 69H188V68H186ZM199 69H200V68H199ZM199 69H198V71H200ZM223 69H225V68H223ZM52 70H53V69H52ZM55 70H56V69H55ZM99 70H100V69H99ZM108 70H109V69H108ZM127 70H128V69H127ZM164 70H165V72H163L162 74L166 73V70H167V69H164ZM170 70L172 71V69H170ZM174 70H175V69H174ZM209 70H210V68H209ZM230 70H231V69H230ZM239 70H240V72H241V69H239ZM3 71H4V70H3ZM16 71H17V70H16ZM34 71H36V70H34ZM34 71H33V73H35ZM48 71H47V72H48ZM61 71H63V70H61ZM87 71H88V70H87ZM115 71H116V70H115ZM129 71H130V70H129ZM129 71H128V72H129ZM145 71H146V70H145ZM147 71H148V70H147ZM167 71H168V70H167ZM218 71H219V70H218ZM218 71H217V72H218ZM233 71H234V70H233ZM259 71H260V70H259ZM0 72H1V70H0ZM5 72H6V71H5ZM5 72H4V73H5ZM44 72H45V71H44ZM50 72H51V71H50ZM63 72H64V71H63ZM66 72H67V71H66ZM66 72H65V74H66ZM95 72H96V71H95ZM132 72H133V71H132ZM148 72H149V71H148ZM156 72H157V71H156ZM156 72H155V73H156ZM186 72H187V70H186L185 72L182 71L181 74L184 76V73H185V75L187 76ZM219 72H220V71H219ZM240 72H239V73H240ZM14 73H15V72H14ZM16 73H17V72H16ZM36 73H37V72H36ZM39 73H40V72H39ZM81 73H82V72H81ZM120 73H121V72H120ZM155 73H154V74H155ZM169 73H170V72H169ZM172 73H173V72H171V74H172ZM188 73L190 74V72H188ZM208 73H213V72H208ZM223 73H224V72H223ZM231 73L233 74V72H231ZM239 73H238V74H239ZM245 73H248V72L246 71ZM245 73H244V74H245ZM253 73H254V72H253ZM18 74H19V71H18ZM51 74H52V73H51ZM57 74H58V73H57ZM60 74H61V72H60ZM67 74H68V73H67ZM74 74H76V73H74ZM77 74H78V73H77ZM86 74H88V73H86ZM122 74H123V73H122ZM133 74H134V72H133ZM148 74H149V73H148ZM150 74H151V73H150ZM162 74H160V75H162ZM178 74H179V73H178ZM189 74H188V75H189ZM204 74H205V73H204ZM204 74H201V75H204ZM234 74H235V73H234ZM241 74H242V73H241ZM241 74H240V75H241ZM10 75H11V74H10ZM19 75H20V74H19ZM33 75H34V74H33ZM41 75H42V74H41ZM45 75H46V74H45ZM62 75H64V74H62ZM62 75H61V76H62ZM88 75H89V74H88ZM103 75H104V74H103ZM141 75H142V74H141ZM173 75H174V74H173ZM173 75H172V76H173ZM192 75H193V74H192ZM192 75H191V76H192ZM194 75H195V74H194ZM194 75H193V76H194ZM209 75H211V74H209ZM226 75L229 76L230 73H228V74H226ZM36 76H37V75H36ZM43 76H44V75H43ZM116 76H117V75H116ZM121 76H123V75H121ZM155 76H158V75H155ZM155 76H154V77H155ZM162 76H163V75H162ZM193 76H192V77H193ZM197 76H198V75H197ZM206 76H207V75H206ZM206 76H205V77H206ZM212 76H213V75H212ZM230 76H231V75H230ZM238 76H239V75H238ZM241 76H242V75H241ZM250 76H251V74H250ZM24 77H26V76H24ZM34 77H35V76H34ZM37 77H39V76H37ZM45 77H46V76H45ZM58 77H59V76H58ZM62 77H63V76H62ZM62 77H61V78H62ZM89 77L91 78L90 75H89ZM107 77H108V76H106V78H107ZM138 77H139V76H138ZM143 77H144V76H143ZM159 77H160V76H159ZM159 77H158V78H159ZM178 77H179V76H178ZM187 77H188V76H187ZM198 77H199V76H198ZM201 77L203 78V76H201ZM205 77H204V78H205ZM208 77H209V76H208ZM215 77H216V76H215ZM242 77H243V76H242ZM246 77H247V75H246ZM13 78H14V77H13ZM32 78H33V77H32ZM54 78H55V77H54ZM56 78H57V77H56ZM84 78H86V77H84ZM104 78H105V77H104ZM141 78H142V77H141ZM141 78H140V79H141ZM146 78H147V77H146ZM165 78H166V77H164V79H165ZM175 78H177V77H175ZM183 78H184V77H183ZM195 78H196V76H195ZM204 78H203V79H204ZM209 78H210V77H209ZM232 78H233V77H232ZM238 78H239V77H238ZM251 78H252V77H251ZM251 78H249V79H251ZM33 79H34V78H33ZM33 79H32V80H33ZM44 79H45V78H44ZM71 79H73V77H72ZM71 79H70V80H71ZM82 79H83V78H82ZM87 79H88V78H87ZM110 79H111V78H110ZM113 79H114V78H113ZM138 79H139V78H138ZM155 79H157V78L155 77ZM159 79H162V78H159ZM166 79H167V78H166ZM181 79H182V78H181ZM185 79H186V78H185ZM185 79H183V82H184ZM192 79H193V78H192ZM206 79H207V78H206ZM228 79H229V78H228ZM234 79H235V77H234ZM241 79H242V78H240V80H241ZM249 79H248V80H249ZM260 79H261V78H260ZM17 80H18V79H17ZM17 80H16V81H17ZM30 80H31V79H30ZM46 80H47V79H46ZM56 80H57V79H56ZM84 80H85V79H84ZM106 80H107V79H106ZM106 80H105V81H106ZM122 80H123V79H122ZM141 80L143 81V79H141ZM190 80H191V78H190ZM204 80H205V79H204ZM204 80H203V81H204ZM225 80H226V79H225ZM251 80H252V79H251ZM251 80H250V81H251ZM3 81H4V80H3ZM60 81H61V80H60ZM71 81H72V80H71ZM75 81H77V80H75ZM91 81H92V80L90 79V82H91ZM98 81H99V80H98ZM108 81H109V80H108ZM157 81H158V79H157ZM159 81H160V80H159ZM161 81H163V80H161ZM161 81H160V82H161ZM166 81H167V80H166ZM168 81H169V80H168ZM176 81H177V80H176ZM197 81H198V80H197ZM201 81H202V80H201ZM215 81H216V80H215ZM227 81H228V80H227ZM227 81H225V82H227ZM236 81H237V80H236ZM13 82H14V80H13ZM17 82H18V81H17ZM20 82H21V81H20ZM20 82H19V83H20ZM49 82H50V80L48 81V83H49ZM56 82H58V81H56ZM65 82H66V80H65ZM112 82H113V81H112ZM124 82H125V80H124ZM124 82H123V83H124ZM139 82H140V81H139ZM144 82H145V81H144ZM163 82H164V81H163ZM173 82H174V81H173ZM177 82H178V81H177ZM185 82H186V81H185ZM204 82H205V81H204ZM229 82H230V81H229ZM232 82H233V81H232ZM240 82H241V81H240ZM243 82H244V81H243ZM255 82H256V81H255ZM19 83H18V84H19ZM34 83H35V82H34ZM40 83H45V82H42V81H41ZM48 83H47V84H48ZM66 83H68V82H66ZM71 83H72V82H71ZM73 83H74V79H73ZM84 83H85V82H84ZM108 83H109V82H108ZM117 83H118V82H117ZM128 83H129V82H128ZM150 83H151V81H150ZM165 83H167V82H165ZM174 83H175V82H174ZM189 83H190V81H189ZM191 83H192V82H191ZM191 83H190V84H191ZM197 83H198V82H197ZM207 83H209V82H207ZM251 83H252V82H251ZM31 84H32V83H31ZM57 84H59V83H57ZM60 84H62V82H61ZM121 84H122V82H121ZM121 84H120V85H121ZM176 84H177V83H176ZM230 84H231V83H230ZM254 84H255V83H254ZM20 85H21V83H20ZM24 85H25V84H24ZM40 85H41V84H40ZM53 85H55V84H53ZM62 85H63V84H62ZM70 85H71V84H70ZM126 85H127V84H126ZM128 85H129V84H128ZM135 85H136V84H135ZM143 85H146V84H143ZM163 85H164V84H163ZM166 85H167V84H166ZM170 85H171V83H170ZM174 85H175V84H174ZM185 85H186V84H185ZM224 85H225V84H224ZM224 85H223V86H224ZM244 85H245V84H244ZM31 86H32V85H31ZM36 86H37V85H36ZM56 86H58V85H56ZM60 86H61V85H60ZM65 86H66V85H64V88H65ZM90 86H91V85H90ZM118 86H119V85H118ZM121 86H122V85H121ZM161 86H162V85H161ZM172 86H173V83H172ZM192 86H193V85H192ZM192 86H191V87H192ZM194 86H195V83H194ZM198 86H199V85H198ZM202 86H203V85H202ZM209 86H210V85H209ZM220 86H221V85H220ZM226 86H227V85H226ZM229 86H230V85H229ZM13 87H14V86H13ZM58 87H59V86H58ZM93 87H95V86H93ZM132 87H133V86H132ZM162 87H163V86H162ZM174 87H177V88H178V86H174ZM195 87H196V86H195ZM210 87H211V86H210ZM218 87H219V86H218ZM227 87H228V86H227ZM232 87H233V85H232ZM234 87H235V86H234ZM239 87H240V85H239ZM244 87H245V86H244ZM247 87H248V86H247ZM256 87H257V86H256ZM40 88H41V87H40ZM53 88H54V87H53ZM66 88H67V86H66ZM66 88H65V89H66ZM81 88H82V87H81ZM81 88L78 86V89H79V90H80ZM96 88H97V87H96ZM103 88H104V87H103ZM105 88H107V87H105ZM116 88H117V87H116ZM120 88H121V87H120ZM120 88H119V89H120ZM129 88H131V85L129 86ZM153 88H154V85H153ZM165 88H166V87H165ZM167 88H168V86H167ZM170 88H172V87H170ZM186 88H187V87H186ZM223 88H224V87H223ZM240 88H241V87H240ZM242 88H243V87H242ZM12 89H13V88H12ZM45 89H46V88H45ZM62 89H63V88H62ZM65 89H64V90H65ZM68 89H69V88H68ZM84 89H86V88H84ZM89 89H90V88H89ZM107 89H108V88H107ZM121 89H122V88H121ZM136 89H137V88H136ZM147 89H148V88H146V90H147ZM161 89H162V88H161ZM194 89H195V88H194ZM201 89H202V88H201ZM226 89H227V88H226ZM244 89H245V88H244ZM258 89H259V88H258ZM28 90H29V89H28ZM28 90H27V91H28ZM31 90H32V89H31ZM37 90H38V89H37ZM47 90H48V88H47ZM50 90H52V89H50ZM50 90H49V91H50ZM57 90H58V89H57ZM64 90H62V91L64 92ZM81 90H82V89H81ZM117 90H118V89H117ZM157 90H158V89H157ZM162 90H163V89H162ZM162 90H161V91H162ZM164 90H165V89H164ZM167 90H169V89H167ZM205 90H206V89H205ZM242 90H243V89H242ZM246 90H247V89H246ZM253 90H254V88H253ZM32 91H33V90H32ZM43 91H44V90H43ZM62 91H61V92H62ZM72 91H73V90H72ZM124 91H125V90H124ZM133 91H134V90H133ZM148 91H149V90H148ZM158 91H159V90H158ZM221 91H224V89L221 90ZM247 91H248V90H247ZM5 92H6V91H5ZM38 92H40V91L38 90ZM38 92H36V94H37ZM84 92H85V91H84ZM119 92H120V91H119ZM146 92H147V91H146ZM146 92H145V93H146ZM166 92H167V91H166ZM170 92H171V91H170ZM194 92H195V91H194ZM208 92H209V91H208ZM212 92H216V91L214 90V91H212ZM237 92H238V90H237ZM241 92H242V91H241ZM244 92H245V91H244ZM53 93H55V92L53 91ZM70 93H71V92H70ZM78 93H80V92H78ZM100 93H102V92H100ZM117 93H118V92H117ZM120 93H121V92H120ZM122 93H123V92H122ZM122 93H121V95H122ZM124 93H125V92H124ZM167 93H168V92H167ZM172 93H173V92H172ZM216 93H217V92H216ZM233 93H235V92H233ZM242 93H243V92H242ZM263 93H264V92H263ZM4 94H5V93H4ZM56 94H57V93H55V95H56ZM73 94H74V93H73ZM75 94H77V92H75ZM96 94H97V92H96ZM136 94H137V93H136ZM158 94H159V93H158ZM168 94H169V93H168ZM183 94H184V93H183ZM208 94H209V93H208ZM244 94H245V93H244ZM246 94H247V93H246ZM0 95H1V94H0ZM34 95H35V94H34ZM49 95H50V94H49ZM60 95H61V94H60ZM65 95H66V94H65ZM85 95H86V94H85ZM133 95H134V94H133ZM150 95H151V94H150ZM177 95H178V94H177ZM181 95H182V94H181ZM198 95H200V94H198ZM234 95H235V94H234ZM35 96H36V95H35ZM52 96H53V95H52ZM56 96H57V95H56ZM61 96H62V95H61ZM89 96H90V94H89ZM89 96L87 95V97H89ZM92 96L94 97V95H92ZM92 96H90V99H91ZM97 96H98V95H97ZM131 96H132V95H131ZM131 96H130V97H131ZM137 96H138V95H137ZM143 96H144V95H143ZM147 96H148V95H147ZM219 96H220V95H218V97H219ZM93 97H92V99H93ZM103 97H106V98L108 99V96H107V95H104ZM113 97H114V96H113ZM122 97H123V96H122ZM135 97H136V96H135ZM154 97H155V96H153V99H154ZM160 97H161V95H160ZM167 97L170 98L169 96H167ZM173 97H174V96H173ZM183 97H184V96H183ZM195 97H196V96H195ZM200 97H201V96H200ZM202 97H203V95H202ZM235 97H236V96H235ZM235 97H234V98L232 97V99H236V101H237V98H235ZM254 97H256V95H255ZM42 98H43V97H42ZM50 98H52V97H50ZM101 98H102V97H101ZM131 98H132V97H131ZM131 98H130V99H131ZM143 98H144V97H143ZM155 98H156V97H155ZM158 98H159V97H158ZM162 98H163V99H166L165 96L162 97ZM168 98H167V100H168ZM181 98H182V97H181ZM197 98H198V97H197ZM207 98H208V97H207ZM220 98H221V97H220ZM55 99H56V98H55ZM80 99H82V98H80ZM85 99H86V97H85ZM98 99H99V98H98ZM117 99H118V98H117ZM130 99H129V100H130ZM170 99H172V97H171ZM254 99H255V98H254ZM5 100H6V97H5ZM19 100H20V99H19ZM23 100H24V99H23ZM83 100H84V98H83ZM95 100H96V99H95ZM101 100H102V99H101ZM122 100H123V99H122ZM134 100H135V99H134ZM144 100H146V99H144ZM149 100H150V99H149ZM156 100H157V99H156ZM158 100L160 101V100H162V99H158ZM167 100H165V101L167 102ZM188 100H190V99H188ZM211 100H212V99H211ZM219 100H220V99H219ZM245 100H247V99L245 98ZM11 101H12V100H11ZM34 101H35V100H34ZM34 101H33V102H34ZM52 101H53V100H52ZM56 101H57V100H56ZM64 101H65V100H64ZM68 101H69V100H68ZM68 101H66V102H68ZM84 101H85V100H84ZM84 101H83V102H84ZM130 101H132V100H130ZM171 101H172V100H171ZM186 101H187V100H186ZM215 101H216V100H215ZM220 101H222V100H220ZM220 101H219V102H220ZM239 101H240V100H239ZM239 101H238V102H239ZM42 102H43V100L41 101V103H42ZM48 102H49V101H48ZM66 102H64V105H65ZM94 102H96V101H94ZM135 102H136V101H135ZM153 102L155 103V101H153ZM153 102H152V103H153ZM156 102H157V101H156ZM161 102H162V101H161ZM240 102H242V101H240ZM256 102H257V98H256ZM258 102H259V101H258ZM10 103H12V102H10ZM38 103H39V101H38ZM57 103H58V102H57ZM57 103L55 104V102H54L56 108H57V105H59V104H57ZM60 103H61V101H60ZM75 103H76V102H75ZM77 103H78V105L80 104V102H77ZM110 103H111V102H110ZM159 103H160V102H159ZM168 103H169V102H168ZM178 103H179V101H178ZM193 103H194V102H192V104H190V107H191V105H192V107H193L194 109L197 110V107H195V105H193ZM210 103H211V101H210ZM212 103H213V102H212ZM216 103H218V102L216 101ZM216 103H215V105H217ZM230 103L233 104L234 102H232V100H231ZM245 103H247V102H245ZM8 104H9V102H8ZM29 104H30V103H29ZM34 104H35V102H34ZM36 104H37V103H36ZM36 104H35V105H36ZM84 104H85V103H84ZM84 104H83V105H84ZM89 104H90V102H89ZM131 104H132V102H131ZM141 104H142V103H141ZM147 104H148V103H147ZM157 104H158V103H157ZM157 104H156V105H157ZM179 104H180V103H179ZM194 104H195V103H194ZM234 104H235V103H234ZM240 104H241V103H240ZM240 104H239V105H240ZM247 104H248V103H247ZM253 104H254V103H253ZM41 105H42V104H41ZM41 105H40V106H41ZM60 105H61V104H60ZM60 105H59V106H60ZM76 105H77V104H76ZM96 105H97V104H96ZM111 105H112V104H110V106H111ZM143 105H144V103H143ZM143 105H142V106H143ZM172 105H173V104H172ZM188 105H189V104H188ZM200 105H201V104H200ZM237 105H238V104H237ZM255 105H256V103H255ZM257 105H258V104H257ZM23 106H24V105H23ZM45 106H46V105H45ZM50 106H51V105H50ZM97 106H98V105H97ZM99 106H100V105H99ZM107 106H108V105H107ZM132 106H134V105H132ZM174 106H175V105H174ZM223 106H224V105H223ZM13 107H14V106H13ZM30 107H31V106H30ZM84 107H86V106H84ZM87 107H88V106H87ZM93 107H94V106H93ZM112 107H113V105H112ZM130 107H131V106H130ZM157 107H158V106H157ZM207 107H211V106H209L208 102L206 101L202 106L199 107L198 112L195 110V111L197 112V115H198V118L196 117V125H199L200 127H203V126L205 125L204 122L202 121V118L200 117V115H201V116H205V115H206L205 112H208V110H209V108L207 109ZM233 107H234V106H233ZM5 108H8V106L5 107ZM20 108H21V107H20ZM28 108H29V107H28ZM43 108H44V107H43ZM72 108L74 109V107H72ZM88 108H89V107H88ZM95 108H96V106H95ZM95 108H94V109H95ZM109 108H110V107H109ZM121 108H122V107H121ZM173 108H176V106H175V107H171L170 109H173ZM185 108H186V107H185ZM193 108H192V109H193ZM202 108H203V109H202ZM216 108H217V107H216ZM216 108H215V109H216ZM253 108H254V107H252V106H251V108H250V107H247V106L242 107V109H244L246 115H250V113L252 112V110H254ZM262 108H263V107H262ZM0 109H1V108H0ZM54 109H55V108H54ZM64 109H65V108H64ZM103 109H104V108H103ZM106 109H108V108H106ZM150 109H151V108H150ZM150 109H149V110H150ZM211 109H212V108H211ZM217 109H218V108H217ZM227 109H229V107H228ZM263 109H264V108H263ZM82 110L84 111V109H82ZM90 110H91V108H90ZM101 110H102V109H101ZM135 110H136V109H135ZM137 110H138V109H137ZM139 110H140V109H139ZM154 110L156 111V109H154ZM219 110H220V109H219ZM225 110H226V109H225ZM239 110H241V109H239ZM259 110H261V108H260ZM3 111H4V110H3ZM39 111H40V110H39ZM39 111H37V112H39ZM43 111L45 112V110H43ZM59 111H60V109H59ZM59 111H58V112H59ZM68 111H69V110H68ZM73 111H74V110H73ZM83 111H82V112H83ZM104 111H105V110H104ZM107 111H108V110H107ZM107 111H106V112H107ZM118 111H119V110H118ZM118 111H117V112H118ZM128 111H129V110H128ZM174 111H175V110H174ZM176 111H177V110H176ZM228 111H229V110H228ZM231 111H233V110L231 109ZM30 112H31V111H30ZM44 112H43V114L45 115ZM106 112H105V113H106ZM164 112H165V111H164ZM171 112H172V111H171ZM179 112H180V111H179ZM188 112H189V110H188ZM211 112H212V111H211ZM215 112H216V110H215ZM215 112H214V113H215ZM241 112H242V111H241ZM4 113H5V112H4ZM16 113H17V112H16ZM19 113H20V114L22 113L21 110H20ZM53 113H55V112H53ZM85 113H86V112H85ZM111 113H112V112H111ZM155 113H156V112H155ZM181 113H182V112H181ZM198 113H199V114H198ZM226 113H227V111H226ZM229 113H231V112H229ZM234 113H235V112H234ZM234 113L232 112V115H233ZM242 113H243V112H242ZM255 113H256V112H255ZM23 114H24V113H23ZM41 114H42V113H41ZM59 114H60V113H59ZM72 114H74V113H72ZM76 114H77V113H76ZM93 114H94V113H93ZM140 114H141V113H140ZM165 114H166V112H165ZM176 114H177V113H176ZM207 114H208V113H207ZM219 114H221V113H219ZM29 115H30V114H29ZM38 115H39V114H38ZM38 115H37V116H38ZM44 115L41 116V117H44V118H45ZM46 115H48V114H46ZM61 115H62V112H61ZM63 115H64V114H63ZM65 115H66V114H65ZM68 115H69V114H68ZM87 115H88V113H87ZM98 115H99V114H98ZM103 115H107V114H103ZM103 115H102V116H103ZM133 115H134V114H133ZM133 115H132V116H133ZM222 115H223V114H222ZM23 116H25V115H23ZM31 116H32V114H31ZM49 116H50V113H49ZM54 116H55V115H54ZM72 116H73V115H72ZM80 116H81V115H80ZM83 116H85V115H83ZM95 116H96V115H95ZM126 116H127V115H126ZM139 116H140V115H139ZM148 116H149V115H148ZM155 116H156V114H155ZM172 116H173V115H172ZM206 116H207V115H206ZM228 116H229V115H228ZM228 116H227V117H228ZM26 117H27V116H26ZM65 117H67V116H65ZM70 117H71V115H70ZM91 117H92V116H91ZM113 117H115V116H113ZM128 117L132 118L131 116H128ZM137 117H138V116H137ZM144 117L146 118L147 116L145 115V116H143V118H144ZM215 117H216V116H215ZM220 117H221V116H220ZM260 117H261V116H260ZM29 118H30V117H29ZM62 118H63V117H62ZM68 118H69V117H68ZM73 118H74V116H73ZM77 118H79V117H77ZM77 118H76V121H77ZM100 118H101V117H100ZM107 118H109V117H107ZM118 118H119V117H118ZM135 118H136V117H135ZM163 118H164V117H163ZM167 118H168V117H167ZM184 118H185V117H184ZM204 118H205V117H204ZM206 118H207V117H206ZM228 118H229V117H228ZM231 118H234V115L231 116ZM255 118H257V117H255ZM45 119H46V118H45ZM111 119H113V118H111ZM111 119L109 118V120H111ZM133 119H134V118H133ZM136 119H137V118H136ZM211 119H212V118H211ZM215 119H216V118H215ZM245 119H246V118H245ZM63 120H64V119H63ZM87 120H88V119H87ZM102 120H103V118H102ZM102 120H101V121H102ZM118 120H121V118L118 119ZM122 120H123V119H122ZM148 120H149V119H148ZM166 120H167V119H166ZM166 120H165V121H166ZM190 120H191V119H190ZM213 120H214V119H213ZM27 121H28V120H27ZM42 121H43V120H42ZM59 121H60V120H59ZM64 121H65V120H64ZM78 121H79V120H78ZM134 121H135V119H134ZM171 121H172V120H171ZM173 121H174V120H173ZM175 121H176V120H175ZM181 121H183V120H181ZM216 121H217V120H216ZM216 121H214V125L217 126V128H218L217 123H218L219 121H218V122H216ZM1 122H2V121H1ZM65 122H66V121H65ZM85 122H86V121H85ZM89 122H90V121H89ZM107 122H108V121H107ZM121 122H122V121H121ZM131 122H132V121H131ZM136 122L138 123L139 120H137ZM140 122H141V121H140ZM144 122H145V121H144ZM150 122H151V121H150ZM169 122H170V121H169ZM169 122H168V123H169ZM193 122H194V121H193ZM212 122H213V121H212ZM215 122H216V123H215ZM49 123H50V122H49ZM72 123H73V121H72ZM81 123H82V122H81ZM103 123H105V122H103ZM109 123H110V122H109ZM112 123H113V122H112ZM122 123H123V122H122ZM171 123H172V122H171ZM171 123H170V124H171ZM173 123H175V124H173V126L171 125L172 127H170V125H169V126H167V129H166L167 131L165 130V131L168 133V135L172 138V139H171V141H172L171 144H170L168 147H165V144H164V146H161V145H160L159 147H157V149L159 150V152H160L161 154H166L167 156L169 155V153L171 152V150H174V149H176V148H178V147H183V146L180 144L181 141L178 139L179 137H177V136H178V135H177V134H178L177 132L181 131V128H179V127H181V126H180V123H181V122H179V121L177 120V122H173ZM220 123H222V122L220 121ZM262 123H263V120H262ZM20 124H22V122H21ZM24 124H25V123H24ZM61 124H62V123H61ZM67 124H68V123H67ZM77 124H79V123H76L75 126H77ZM98 124H99V123H98ZM107 124H108V123H107ZM190 124H191V123H190ZM206 124H207V123H206ZM232 124H233V123H232ZM238 124H239V123H238ZM251 124H252V123H251ZM14 125H17V124H14ZM42 125H43V124H42ZM49 125H50V124H49ZM90 125H92V124H90ZM99 125H101V124H99ZM102 125H103V124H102ZM111 125H113V124H111ZM116 125H117V124H116ZM119 125H121V124H119ZM129 125H130V124H129ZM132 125H133V123H132ZM149 125H150V124H149ZM162 125H163V124H162ZM185 125H186V124H185ZM242 125H243V124H242ZM79 126H80V125H78L77 127H79ZM93 126H94V125H93ZM93 126H92V127H93ZM96 126H97V125H96ZM113 126H114V125H113ZM124 126H125V125H124ZM140 126H141V125H140ZM150 126H151V125H150ZM150 126H148L147 128H149ZM194 126H195V125H194ZM225 126H226V125H225ZM16 127H17V126H16ZM29 127H30V126H29ZM52 127H53V126H52ZM57 127H58V126H57ZM66 127H68V126H66ZM73 127H74V126H73ZM103 127H104V126H103ZM120 127L122 128L123 126L121 125V126H119V128H120ZM125 127H126V126H125ZM129 127H130V126H129ZM135 127H138V126L135 125ZM154 127L156 128L157 126H154ZM168 127H170V128H168ZM183 127H184V125H183ZM195 127H196V126H195ZM207 127H208V126H207ZM0 128H1V126H0ZM30 128H31V127H30ZM30 128H29V129H30ZM50 128H51V127H50ZM68 128H69V127H68ZM74 128H75V127H74ZM80 128H81V126H80ZM86 128H87V127H86ZM89 128H90V127H89ZM89 128H88V129H89ZM110 128H111V126H110ZM116 128H117V126H116ZM116 128L114 127V130H115V131H117ZM130 128H131V127H130ZM130 128H129V129L127 128V129H128L129 131L134 132L133 130H130ZM140 128H141V127H140ZM155 128H153V129H155ZM176 128H177V129H176ZM192 128H193V127H192ZM212 128H213V126L211 127V129H212ZM223 128H224V127H223ZM225 128H226V127H225ZM225 128H224V129H225ZM227 128H228V127H227ZM236 128H237V125H236ZM48 129H49V128H48ZM83 129H84V128H83ZM83 129H82V130H83ZM90 129H91V128H90ZM117 129H118V128H117ZM127 129H126V130H127ZM142 129H143V128H142ZM151 129H152V128H151ZM161 129H162V128H161ZM195 129H196V128H195ZM53 130H55V128H54ZM59 130H60V128H59ZM94 130H95V129H94ZM98 130H99V128H98ZM109 130H110V129H109ZM119 130H120V129H119ZM122 130H125V128L121 129V131H122ZM137 130H138V129H137ZM197 130H198V129H197ZM212 130H213V129H212ZM220 130H221V129H220ZM228 130H229V128H228ZM228 130H227V131H228ZM231 130H232V129H231ZM235 130H236V129H235ZM47 131H48V130H47ZM60 131H61V130H60ZM92 131H93V129H92ZM95 131H96V130H95ZM129 131H128V132H129ZM232 131H233V130H232ZM53 132H54V131H53ZM61 132H62V131H61ZM63 132H64V131H63ZM85 132H86V130H85ZM90 132H91V131H90ZM90 132H89V133H90ZM97 132H98V131H97ZM111 132H112V131H111ZM119 132H120V131H119ZM119 132H117V133L119 134ZM122 132H123V131H122ZM126 132H127V131H126ZM128 132H127V133H128ZM138 132L140 133V130H139ZM163 132H164V131H163ZM204 132H205V131H204ZM214 132H215V131H214ZM225 132H226V131H225ZM229 132H230V131H229ZM234 132H235V131H234ZM24 133H25V132H24ZM28 133H29V131H28ZM30 133L32 134V132H30ZM55 133H56V132H55ZM101 133H102V132H101ZM108 133H109V132H108ZM117 133H116V134H117ZM127 133H126V134H127ZM139 133H138V135H139ZM222 133H223V132H222ZM235 133H236V132H235ZM237 133H238V132H237ZM256 133H257V132H256ZM11 134H12V133H11ZM57 134H59V133H57ZM92 134H93V132H92ZM92 134H91V135H92ZM102 134H103V133H102ZM120 134H121V133H120ZM120 134H119V135H120ZM130 134H131V132H130ZM160 134H161V133H160ZM162 134H164V133H162ZM220 134H221V133H220ZM239 134H240V133H239ZM7 135H10V134H7ZM73 135H75V134L73 133ZM83 135H84V134H83ZM95 135H96V133H95ZM98 135H99V132H98ZM98 135H97V136H98ZM105 135H106V134H105ZM114 135H115V134H114ZM127 135H128V134H127ZM148 135H149V134H148ZM156 135H157V134H156ZM213 135H214V133H213ZM241 135H242V134H241ZM30 136H31V135H30ZM89 136H90V135H89ZM100 136H101V135H100ZM106 136H107V135H106ZM106 136H104L103 138H102V137H100V138H102V140H106V138H108V137H106ZM120 136H121V135H120ZM136 136H137V135H136ZM157 136H159V135H157ZM157 136H156V137H157ZM187 136H188V134H187ZM187 136H185V137H187ZM226 136H227V135H226ZM238 136H239V135H238ZM254 136H255V135H254ZM40 137H41V136H40ZM59 137H60V136H59ZM81 137H82V136H81ZM81 137H80V138H81ZM90 137H91V136H90ZM92 137H93V136H92ZM109 137H110V136H109ZM137 137H138V136H137ZM140 137H141V136H140ZM145 137H146V136H145ZM149 137H150V136H149ZM161 137H163V135H161ZM161 137H160V138H161ZM167 137H168V136H167ZM217 137H218V136H217ZM220 137H221V136H220ZM220 137H219V138H220ZM233 137H234V136H233ZM240 137H241V136H240ZM240 137H238V138H240ZM10 138H11V137H10ZM10 138L8 137L9 140H10ZM41 138H42V137H41ZM57 138H58V137H57ZM62 138H63V137H62ZM71 138H72V137H71ZM116 138H117V137H116ZM120 138H121V137H120ZM131 138H132V137H131ZM160 138H159V139H160ZM163 138H164V137H163ZM207 138H209V137H207ZM219 138H218V139H219ZM228 138H230V136H228ZM238 138H237V139H238ZM42 139H43V138H42ZM58 139H59V138H58ZM60 139H61V137H60ZM84 139H86V138L84 137ZM153 139H154V138H153ZM251 139H252V138H251ZM3 140H4V139H3ZM17 140H18V139H17ZM43 140H44L45 142L47 141V139H43ZM43 140H42V141H43ZM79 140H80V139H79ZM81 140H82V139H81ZM86 140H87V139H86ZM88 140H89V139H88ZM118 140H119V139H118ZM215 140L217 141V139H215ZM220 140H221L222 142L224 141V140H222V139H220ZM1 141H2V140H1ZM44 141H43V142H44ZM51 141H52V140H50V142H51ZM63 141H64V140H63ZM154 141H155V140H154ZM197 141H198V140H197ZM208 141H209V140H208ZM216 141H215V142H216ZM248 141H249V140H248ZM262 141H263V140H262ZM80 142H81V141H80ZM83 142H84V141H83ZM121 142H122V141H121ZM121 142H120V143H121ZM125 142H126V141H125ZM134 142H135V141H134ZM142 142H143V141H142ZM222 142H221V143H222ZM48 143H49V142H48ZM67 143H68V142H67ZM81 143H82V142H81ZM263 143H264V142H263ZM86 144H87V143H86ZM121 144H123V143H121ZM143 144H144V143H143ZM198 144H199V143H198ZM206 144H207V143H206ZM217 144H220V143L217 142ZM217 144H216V146H218ZM224 144H225V142L223 143V145H224ZM226 144H227V143H226ZM244 144H245V143H244ZM48 145H49V144H48ZM74 145H75V144H74ZM83 145H84V144H83ZM99 145H100V144H99ZM101 145H102V144H101ZM111 145L113 146L114 143L112 142ZM115 145H116V144H115ZM124 145H126V144H124ZM130 145H131V142L129 143L128 149H127L126 151H128L129 149H132V146H130ZM154 145H155V144H154ZM221 145H222V144H221ZM232 145H234V144H232ZM232 145H229V148H230V146H232ZM252 145H253V144H252ZM102 146H103V145H102ZM112 146H111V147H112ZM121 146H122V145H121ZM143 146H144V145H143ZM234 146H235V145H234ZM255 146H256V145H255ZM259 146H260V145H259ZM2 147H3V146H2ZM12 147H13V146H12ZM28 147H29V146H28ZM85 147H86V145H85ZM96 147H97V146H96ZM105 147H107V146L105 145ZM105 147H104V148H105ZM122 147H124V146H122ZM144 147H145V146H144ZM146 147H147V146H146ZM184 147L186 148L187 146H184ZM227 147H228V145H227ZM227 147H226V148H227ZM239 147H240V145H239ZM241 147H242V146H241ZM250 147H251V146H250ZM100 148H101V147H100ZM124 148H125V147H124ZM137 148H139V147L137 146ZM234 148L236 149V147H234ZM243 148H244V147H243ZM27 149H28V148H27ZM107 149H108V148H107ZM133 149L135 150V148H133ZM206 149H207V148H206ZM215 149H216V148H215ZM215 149H214V150H215ZM240 149H241V148H240ZM247 149H248V148H247ZM250 149H251V148H250ZM250 149H249V150H250ZM2 150H3V149H2ZM79 150H80V149H79ZM113 150H114V149H113ZM141 150H142V149H141ZM189 150H191V149H189ZM214 150H213V151H214ZM223 150H224V149H223ZM228 150H229V149H228ZM241 150H242V149H241ZM255 150H257V149H255ZM68 151H70V150H68ZM115 151H116V150H115ZM121 151H122V150H121ZM137 151H138V150L136 149V153H137ZM111 152H112V151H111ZM129 152H131V150H130ZM129 152H127V153H129ZM197 152H198V151H197ZM216 152H217V151H216ZM2 153H3V152H2ZM108 153H109V152H108ZM134 153H135V151H134ZM134 153H133V154H134ZM142 153H143V155H144V151H143ZM191 153H192V152H191ZM217 153H218V152H217ZM221 153H222V152H221ZM227 153H228V152H227ZM241 153H242V152H241ZM4 154H5V153H4ZM24 154H25V153H24ZM75 154H76V153H75ZM131 154H132V153H131ZM133 154H132V155H133ZM137 154H138V153H137ZM137 154H136V155H137ZM161 154L158 153V155H161ZM188 154H189V153H188ZM237 154H238V153H237ZM242 154H243V153H242ZM25 155H26V154H25ZM34 155H35V154H34ZM76 155H77V154H76ZM124 155H125L124 152H121V154H119V156H121V158L124 157ZM128 155H129V154H128ZM132 155H131V156H132ZM140 155H142V154H140ZM147 155H148V154H147ZM200 155H201V154H200ZM217 155H218V154H217ZM234 155H235V153H234ZM250 155H252V153H251ZM255 155H256V154H255ZM50 156H52V154H51ZM95 156H96V155H95ZM129 156H130V155H129ZM223 156H225V155L223 154ZM223 156L221 155V157H223ZM102 157H103V156H102ZM115 157H116V156H115ZM171 157L173 158V156H171ZM193 157H194V156H193ZM237 157H238V156H237ZM244 157H245V156H244ZM258 157H259V156H258ZM263 157H264V156H263ZM100 158H101V157H100ZM135 158H136V157H135ZM216 158H217V156H216ZM154 159H157V160H159V161L162 160L159 156H158V157H155ZM217 159H218V158H217ZM257 159H258V158H257ZM257 159L255 158V163H256V162L259 163L258 160H259L260 158H259L258 160H257ZM47 160H48V159H47ZM47 160H46V161H47ZM83 160H84V159H83ZM109 160H110V159H109ZM118 160H119V159H118ZM120 160H121V159H120ZM144 160H145V159H144ZM157 160H156V162H157ZM209 160H211V159H209ZM18 161L20 162V160H18ZM138 161H139V160H138ZM146 161H147V160H146ZM164 161H165V160H164ZM194 161H195V159H194ZM230 161H231V160H230ZM100 162H101V161H100ZM160 162H161V161H160ZM224 162H225V161H224ZM243 162H244V161H243ZM120 163H121V162H120ZM153 163H154V162H153ZM187 163H188V162H187ZM226 163H227V162H226ZM230 163H231V162H230ZM230 163H229V166H230ZM255 163H254V164H255ZM81 164H82V163H81ZM106 164H107V163H106ZM122 164H124V163H122ZM159 164H160V163H159ZM214 164H215V163H214ZM231 164H233V166H234V164L236 165V163H231ZM246 164H247V163H246ZM258 165H259V164H258ZM0 166H2V164H0ZM121 166H122V165H121ZM130 166H131V165H130ZM157 166H158V164H157ZM186 166H187V165H186ZM209 166H210V165H209ZM216 166H217V165H216ZM236 166H237V165H236ZM5 167H6V166H5ZM160 167H161V165H160ZM212 167H213V166H212ZM217 167H218V166H217ZM224 167H225V166H224ZM227 167H228V166H227ZM227 167H226V169H227ZM252 167H253V166H252ZM107 168H108V166H107ZM255 168H256V167H255ZM168 169H169V168H168ZM208 169H209V168H208ZM228 169H229V168H228ZM11 170H12V169H11ZM102 170H103V169H102ZM152 170H155V169H152ZM218 170H220V169H218ZM230 170H232V169L230 168ZM238 170H239V169H238ZM253 170H254V168H253ZM54 171H55V170H54ZM119 171H120V170H119ZM121 171H122V169H121ZM133 171H134V170H133ZM171 171H172V170H171ZM224 171H226V170H224ZM62 172H63V171H62ZM125 172H126V171H125ZM154 172H155V171H154ZM206 172H207V171H206ZM232 172H234V171H232ZM66 173H67V172H66ZM156 173H157V172H156ZM214 173H215V172H214ZM234 173H235V172H234ZM234 173H233V174H234ZM60 174H62V173H60ZM109 174H110V173H109ZM120 174H121V173H120ZM144 174H145V173H143V175H144ZM216 174H217V173H216ZM261 174H262V173H261ZM110 175H111V174H110ZM147 175H149V172H148ZM218 175H219V174H218ZM224 175H225V174H224ZM243 175H244V174H243ZM41 176H42V175H41ZM212 176H213V175H212ZM234 176L237 177V175H234ZM69 177H70V176H69ZM81 177H83V176H81ZM213 177H215V176H213ZM217 177H218V176H217ZM247 177H249V176H247ZM41 178H42V177H41ZM221 178H222V177H221ZM229 178H230V176H229ZM234 178H235V177H234ZM234 178H233V179H234ZM245 178H246V177H245ZM249 178H250V177H249ZM53 179H54V178H53ZM66 179H68V178H66ZM75 179H76V177H75ZM132 179H133V178H132ZM157 179H158V178H157ZM193 179H194V178H193ZM230 179H232V177H231ZM93 180H94V179H93ZM120 180H121V179H120ZM149 180H151V179H149ZM212 180H213V179H212ZM222 180H223V179H222ZM234 180H236V179H234ZM67 181H68V180H67ZM72 181H73V180H72ZM203 181H204V180H203ZM69 182H71V181H69ZM153 182H154V181H153ZM200 182H201V181H200ZM236 182H237V181H236ZM65 183H67V182L65 181ZM93 183H96V181H93ZM98 183H99V182H98ZM208 183H209V182H208ZM100 184H101V183H100ZM166 184H167V183H166ZM235 184H236V183H235ZM257 184H258V183H257ZM201 185H202V184H201ZM205 185H206V184H205ZM210 185H211V184H210ZM58 186H59V185H58ZM241 186H242V185H241ZM241 186H240V187H241ZM47 187H48V186H47ZM55 187H56V186H55ZM62 187H63V186H62ZM71 187H72V186H71ZM77 187H78V186H77ZM100 187H101V185H100ZM138 187H139V186H138ZM149 187H150V186H149ZM151 187H152V186H151ZM163 187H164V186H163ZM165 187H166V186H165ZM167 187H168V186H167ZM167 187H166V188H167ZM218 187H219V186H218ZM254 187H255V186H254ZM260 187H261V185H260ZM34 188H35V187H34ZM79 188H80V187H79ZM193 188H196V187H193ZM244 188H245V187H244ZM56 189H59V188H56ZM63 189H65V188H63ZM140 189H141V187H140ZM146 189H147V188H146ZM151 189H152V188H151ZM162 189H163V188H162ZM224 189H225V188H224ZM263 189H264V188H263ZM165 190H166V189H165ZM206 190H207V189H206ZM246 190H247V189H246ZM44 191H45V190H44ZM47 191H48V190H47ZM156 191H157V190H156ZM170 191H171V189H170ZM208 191H209V190H208ZM249 191H250V190H249ZM209 193H211V192H209ZM237 193H238V189H237ZM245 193H246V192L244 191V195H245ZM247 193H248V192H247ZM18 194H19V193H18ZM26 194H27V193H26ZM159 194H161V191L159 192ZM165 194H167V193L165 192ZM6 195H7V194H6ZM21 195H22V193H21ZM103 195H104V194H103ZM215 195H216V194H215ZM218 195H219V194H218ZM230 195H231V194H230ZM160 196H161V195H160ZM167 196H168V195H167ZM220 196H221V195H220ZM18 197H19V196H18ZM162 197H163V196H162ZM228 197H229V196H228ZM19 198H20V197H19ZM34 198H35V197H34ZM122 198H123V196H122ZM163 198H164V197H163ZM229 198H230V197H229ZM204 199H205V198H204ZM221 199H222V198H221ZM238 199L240 200V198H238ZM19 200H20V199H18V201H19ZM176 200H177V199H176ZM210 200H211V199H210ZM223 200H224V199H223ZM235 200H236V199H235ZM42 201H43V200H42ZM65 201H66V200H65ZM164 201H165V200H164ZM11 202L13 203V201H11ZM39 202H40V200H39ZM44 202H46V199H45ZM159 202H160V200H159ZM217 202H218V201H217ZM217 202H216V203H217ZM225 202L227 203V201H225ZM256 202H258V201H256ZM21 203H22V202H21ZM66 203H67V202H66ZM162 203H163V202H162ZM167 203L169 204V209H165V207H164V209H161V208H158L159 206H158V207L156 206V210H155V211L157 212V215H158V216L161 215L164 219H167V221H169V225L167 224V225H168L167 228H165V229H161V231H160V232H165L166 234L169 235L170 231L168 230V228H170V226H171L172 223L174 222L173 220H175V218L173 217L174 214L171 213V210H172V211H173V210H177V211H179L178 213H180V211H182V210H181V208H180L179 206H177V202H176L175 200H173V199H172V200H167ZM184 203H185V202H184ZM232 203H233V202H232ZM244 203H245V202H244ZM244 203H243V204H244ZM8 204H9V203H8ZM38 204H39V203H38ZM160 204H161V203H160ZM170 204L172 205V207L170 206ZM178 204H179V203H178ZM250 204H251V203H250ZM252 204H253V203H252ZM258 204H259V203H258ZM239 205H240V204H239ZM253 205H254V204H253ZM38 206H39V205H38ZM149 206H150V205H148V207H149ZM164 206H165V205H164ZM254 206H255V205H254ZM1 207H2V206H1ZM144 207H145V206H144ZM234 207H235V206H234ZM234 207H233V208H234ZM251 207H252V206H251ZM257 207H258V206H257ZM21 208H22V206H21ZM21 208H19V209H21ZM35 208H36V207H35ZM43 208H44V207H43ZM46 208H47V207H46ZM142 208H143V206H142ZM154 208H155V207H154ZM201 208H202V207H201ZM228 208H229V207H228ZM2 209H3V208H2ZM32 209H34V208H32ZM36 209H37V208H36ZM127 209H128V208H123V210H127ZM136 209H137V207H136ZM148 209H149V208H148ZM22 210H23V209H22ZM34 210H35V209H34ZM128 210H130V209H128ZM151 210H152V209H151ZM27 211H29V209H28ZM138 211H139V210H138ZM142 211H143V210H142ZM227 211H228V210H227ZM23 212H24V211H23ZM31 212H32V210H31ZM135 212H136V211H135ZM144 212H145V211H144ZM149 212H150V210H149ZM196 212H197V211H196ZM225 212H226V211H225ZM229 212H230V211H229ZM252 212H253V211H252ZM4 213H5V212H4ZM6 213H7V212H6ZM145 213H146V212H145ZM147 213H148V212H147ZM152 213H153V212H152ZM16 214H17V213H16ZM133 214H134V213H133ZM135 214H136V213H135ZM135 214H134V217H137V216H136L137 214H136V215H135ZM194 214H195V212H194ZM234 214H235V213H234ZM144 215H145V214H144ZM248 215H249V214H248ZM154 216H155V215H154ZM178 216H180V215H178ZM200 216H201V214H200ZM229 216H230V215H229ZM27 217H28V216H27ZM31 217H33V216H31ZM31 217H30V218H31ZM141 217H142V215H141ZM144 217H145V216H144ZM148 217H149V216H148ZM155 217H156V216H155ZM28 218H29V217H28ZM109 218H110V216H109ZM151 218H152V217H151ZM179 218H180V217H179ZM252 218H254V217H252ZM31 219H32V218H31ZM40 219H42V218H40ZM113 219H114V218H113ZM172 219H173V220H172ZM231 219H232V218H231ZM72 220H73V219H72ZM159 220H160V219H159ZM159 220H158V222H159ZM33 221H34V220H33ZM35 221H36V220H35ZM44 221H45V220H44ZM127 221H128V219L125 217V218L123 219V223H124V225H127V223H128ZM151 221H152V219H151ZM161 221H162V220H161ZM164 221H165V220H164ZM230 221H231V220H230ZM121 222H122V221H121ZM194 222H195V221H194ZM231 222H232V221H231ZM233 222H234V221H233ZM251 222H252V221H251ZM147 223H148V224L143 228V229H144V236H145L146 242H147V243H150V240H151V241H153V239L155 240V237H156V233H157V231L152 230V229H153V227H152L153 224H152V225H149V224H151V223H149V222H147ZM236 223H237V222H236ZM43 224H44V223H43ZM182 224H184V223H182ZM216 224H217V223H216ZM218 224H219V223H218ZM234 224H235V223H234ZM83 225H84V224H83ZM156 225H157V224H156ZM179 225H180V224H179ZM45 227H46V225H45ZM181 227H182V226H181ZM192 227H193V226H192ZM220 227H221V225H220ZM129 228H130V227L128 226V229H129ZM190 228H191V227H190ZM176 229H177V228H176ZM196 229H197V228H196ZM224 229H225V228H224ZM175 231H176V230H175ZM36 232H37V231H36ZM196 232H197V231H196ZM232 233H233V232H232ZM0 234H1V233H0ZM5 234H6V233H5ZM27 234H28V233H27ZM27 234H26V235L24 234L25 237L27 236ZM128 234H129V233H128ZM159 235H160V234H159ZM202 235H203V234H202ZM245 235H246V234H245ZM21 236H22V234H21ZM28 236H29V235H28ZM36 236H37V235H36ZM127 236H129V235H127ZM25 237H24V239H25ZM130 237H131V236H130ZM130 237H129V238H130ZM159 237H160V236H159ZM172 237H173V236H172ZM182 237H183V236H182ZM206 237H207V236H206ZM206 237L204 236V238H206ZM230 237H231V236H230ZM230 237H229V238H230ZM21 238H22V237H21ZM69 238H70V237H69ZM93 238H94V237H93ZM189 238H190V237H189ZM189 238L187 237V239H189ZM200 238H201V237H200ZM235 238H236V237H235ZM29 239H30V238H29ZM127 239H128V237H127ZM127 239H126V240H127ZM167 239H168V238H167ZM61 240H63V238H62ZM163 240H164V239H163ZM135 241H136V240H135ZM180 241H181V240H180ZM208 241H209V240H208ZM86 242H87V241H86ZM193 242H194V241H193ZM230 242H231V241H230ZM6 243H7V242H6ZM147 243H146V244H147ZM172 243H173V242H172ZM175 243H176V242H175ZM220 243H221V242H220ZM232 243H233V242H232ZM16 244H17V243H16ZM65 244H66V243H65ZM65 244H64V245H65ZM251 244H252V243H251ZM12 245H13V243H12ZM25 245H26V243H25ZM165 245H166V244H165ZM177 245H178V244H177ZM181 245H182V244H181ZM217 245H218V244H217ZM217 245H216V246H217ZM233 245H234V244H233ZM44 246H45V245H44ZM48 246H49V245H48ZM146 246H148V245H146ZM159 246H160V245H159ZM162 246H163V245H162ZM197 246H198V245H197ZM246 246H247V245H246ZM199 247H200V246H199ZM7 248H8V247L5 246V245H3L2 243L0 244V252H1L2 250H6ZM10 248H11V247H10ZM127 248H128V247H127ZM169 248H170V247H169ZM12 249H13V248H12ZM83 249H84V248H83ZM155 249H156V248H155ZM185 249H186V248H185ZM235 249H236V248H235ZM94 250H95V249H94ZM192 250H193V249H192ZM251 250H252V249H251ZM263 250H264V249H263ZM263 250H262V251H263ZM10 251H11V249H10ZM124 251H125V253H126L127 255L130 254V252H131V253H134V254L137 253L138 255H143V254H145L146 249H145V247H144L143 245H138V246L136 247V249H135V250H132V251H131V250H126L125 248H123V250H122V254H123V256L125 255V254H124ZM208 251H209V250H208ZM208 251H207V252H208ZM212 251H213V250H212ZM212 251H211V252H212ZM228 251H229V250H228ZM231 251H232V250H231ZM11 252H12V251H11ZM17 252H18V251H17ZM204 252H205V251H204ZM5 253H6V252H5ZM179 253H180V252H179ZM199 253H200V252H199ZM15 254H16V253H15ZM32 254H33V253H32ZM77 254H79V252H78ZM212 254H213V252H212ZM229 254H231V253H229ZM239 254H240V252H239ZM103 255H104V254H103ZM127 255H126V256H127ZM10 256H11V255H10ZM162 256H163V255H162ZM200 256H201V255H200ZM229 256H230V255H229ZM235 256H237V255H235ZM84 257H85V256H84ZM124 257H125V256H124ZM155 257H156V256H155ZM191 257H192V256H191ZM224 257H225V255H224ZM241 257H242V256H241ZM85 258H86V257H85ZM89 258H90V257H89ZM116 258H117V257H116ZM120 258H121V257H120ZM126 258H127V257H126ZM133 258H134V256H133ZM172 258H173V257H172ZM206 258H207V257H206ZM222 258H223V256H222ZM226 258H227V257H226ZM228 258H229V257H228ZM228 258H227V259H228ZM236 258H237V257H236ZM243 258H244V257H243ZM249 258H251V257H249ZM258 258H259V257H258ZM71 259H72V258H71ZM74 259H75V258H74ZM117 259H118V258H117ZM147 259H148V258H147ZM151 259H152V258H151ZM78 260H79V259H78ZM85 260H86V259H85ZM87 260L89 261V259H87ZM127 260H129V259H127ZM149 260H150V259H149ZM180 260H181V258H180ZM224 260H225V259H224ZM250 260H251V259H250ZM43 261H44V260H43ZM65 261H66V260H65ZM83 261H84V260H83ZM176 261H177V260H176ZM200 261H201V260H200ZM225 261H226V260H225ZM233 261H234V260H233ZM237 261H238V260H237ZM11 262L13 263V261H11ZM27 262H29V261H27ZM61 262H62V261H61ZM130 262H131V259H130ZM205 262H206V260H205ZM217 262H218V260H217ZM53 263H54V262H53ZM90 263H92V262H90ZM202 263H203V262H202ZM212 263H213V262H212ZM214 263H215V262H214ZM220 263H221V262H220ZM227 263H229V262H227ZM231 263H232V262H231ZM32 264H33V262H32ZM38 264H39V263H38ZM47 264H48V263H47ZM78 264H79V263H78ZM156 264H157V263H156ZM234 264H235V263H234ZM242 264H243V263H242Z\"/></svg>",
  "mask_w": 264,
  "mask_h": 264
}]
</instances>
